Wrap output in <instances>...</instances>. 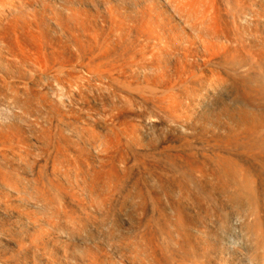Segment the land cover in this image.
Instances as JSON below:
<instances>
[{
  "label": "bare ground",
  "instance_id": "1",
  "mask_svg": "<svg viewBox=\"0 0 264 264\" xmlns=\"http://www.w3.org/2000/svg\"><path fill=\"white\" fill-rule=\"evenodd\" d=\"M5 1H8V0H5ZM40 1V3H41V5H42V3H43V1H41V0H39ZM46 1V0H45ZM49 0H47V2H48ZM84 1V0H83ZM86 1V0H85ZM105 1V0H104ZM107 1V0H106ZM111 0H109V2H110ZM115 1V0H114ZM118 1V0H117ZM135 2L137 1V6L135 7V9H134V11L133 12H135L136 13V15H137V17H138V25H137V27L135 28V30H134V32L133 33H135L136 35L134 36V38L137 36V38H135V39H137L138 40V42H139V45H138V43H136L137 44V47H138V49H140V54H139V52L137 53V54H135V55H133L135 52H132L131 54L133 55L132 56V58H134V56H136V57H138L139 55H140V61L138 62L137 60H133L132 58H131V61H130V64H132L131 62H138V63H135V64H138L139 66H138V68H139V71H140V73H141V77L143 78V82H144V86L146 85V86H148V89L150 88L151 89V91H147L148 93L149 92H155V91H152V90H158L157 91V93L158 94H160V92H159V90H163V95H165V91L166 90H169V91H166V92H168V94H169V96H168V94L167 95H165L164 97H165V100L167 101V99H169V101H165L163 98H160V100L161 99H163L164 101L163 102H165V103H161L162 102V100H161V102H159L160 100H159V97H161V95L160 96H158V94L156 95H154L153 93V97H157L158 96V101H157V99L156 98H154L153 100H155L154 102H155V104H153V100L151 101V107L153 106L154 107V109L155 108H157V107H155V105H156V103L158 104V111L155 109V112L157 111V112H161V111H163V112H161L162 114H167V112L168 113H170L169 114V116H167L166 114V116L165 115H163L164 117H166V118H168L166 121H167V126L165 125L164 127V129L163 130H165L166 132V134L164 133L163 135L164 136H162V133H161V136L162 137H159L157 140H155L154 142L156 143V145H154L153 144V146H148L145 150H139V151H141V152H138V153H140V156H138L139 158H140V160H139V158H138V160L140 161V163L142 164V165H140V163L138 164L137 162H135V164H134V161L135 160H133V159H131V161H130V163H131V165L133 164V167L136 165V163H137V167H139V166H141V169H143L142 168V166L145 164V166H143L144 167V171H142V173L144 172V174L143 175H146L145 176V178H138L137 177V179H136V182H137V180L138 179H140V181H139V183H137V184H140V185H138V187H135L134 185L136 184V182L135 181H133L135 178H134V175H132L133 173H134V171H132V169H133V167L131 166V168L132 169H128V171H125V172H129L130 170H131V172H130V174L128 173V179L129 180H132L131 178L133 177V182H135V184H133L132 182H129V180L127 181L126 180V182L123 184V185H126V183L127 182H129V183H132V184H127V185H129V186H131L132 185V187H134L135 189V191L133 190V188L131 189V191L130 190H128L129 189V187L125 190L124 189V191H125V193H126V195H124V193H122V195H120L121 193H119V195L120 196H125V197H120V198H118V200H119V203H120V201H121V203L118 205L117 203V197L115 198V199H112V197H114V194L112 195V193H109V194H105V197H104V199L105 198H107L106 196L108 195V196H112V197H109L108 199H110V201L111 200H115V202H116V204H114L115 202H108V201H106V199H105V201L103 202H101L100 200H102L103 199V197L101 198V196L103 195H100V197H98L99 196V193L101 192H103V193H108V192H110L111 190H109L110 189V186L113 188V186L114 185H117V184H112V183H118V185H119V182H118V180H117V182H115L116 180V177L114 178V180H113V178L112 177H114L113 176V174H111L110 172L113 170L114 171V168L113 169H111L112 167H110L111 165H113V164H110V166H109V168H108V166H107V163L108 162H110L111 161V159H113L112 157L111 158H109L110 156H111V154H109L111 151H115V149H110V145H107L108 143H106L105 144V142L107 141L106 139L107 138H105V141L103 142L105 145H107V146H103L102 147V145H101V147L102 148H105V149H107V147H109V149L111 150L109 153H108V155H109V157L107 158V153H106V150H104L103 149V151H105V155H104V157L106 156V167L109 169H105V171H103L102 173H105V174H101L100 172H98L99 174H101L102 176L103 175H105V176H103L104 178L106 177V180H103V181H105V182H102V180H99L100 178L102 179V176H100L99 175V177H98V179H97V177L95 178V179H97L98 181H100V182H98V183H101L102 182V185L105 187V186H107V184H110V182H108V179L110 178L109 176L111 175V179H112V183H111V185L109 186V189L108 188H105V191L106 192H104L103 190H104V188H103V186L101 185V187L103 188V189H101V191L99 190L100 189V187H98L99 189H98V191H97V197L96 196H94V197H96V198H100V200L98 201L96 198H94V199H92V200H94L95 201V199H96V201H98L99 203V205L97 206V208H91V207H88L89 205H91L92 203V201H88V200H91V199H87L88 198V196L87 195H89L91 192H92V194H90V195H93V193L95 192V190L93 189V187H92V189H93V191L92 190H90L91 189V186L94 184V186H95V183H92L90 180H87L88 178L89 179H92L93 177H94V174L92 173V172H94V169L93 170H91V171H85V173H89V174H91V177H90V175L89 174H86V175H84L85 173H83L82 172V170H84V169H81V168H79L77 171H76V173H77V175L78 174H83L86 178V180H87V184H86V186H88V184H89V182L88 181H90L92 184H89V186H90V191L88 190V188H87V191L89 192V193H84L86 190L85 189H83V188H86V186H85V184L84 183H82L84 186H82V184H81V182L83 181V182H85L86 180L85 179H82V181L80 182V179L78 180V177H81V176H78L76 179L80 182L79 184H81L80 186H81V188L80 189H78V190H85L84 192H82L81 191V193L83 194L84 193V195H85V197H87L86 199H87V201H88V203L90 202L91 204H84V205H87V207L83 210L82 209V211H83V213L85 212V218H84V220H77L76 218H73V214L71 215V213H69V215H68V212H67V215H66V213H65V210H64V213H63V210L62 211H60L63 215L62 216H65V219L67 218L68 219V221L67 222H69L70 223V226L68 227V224L66 223V220H65V223L67 224V225H65V227H68L67 229H66V231H65V229H60V228H57L58 226H55V225H53L54 226V229L56 228V229H60V230H57L58 232L57 233H52L53 235L54 234H59V231H62L63 230V232H61V233H66L67 232V234H68V236L70 235L71 237L72 236H74V234H76V231L75 230H77V232H78V234H76V235H78V236H76V241L75 242H77V239L79 240V239H81V238H83V237H80V235L82 236V234L85 232V230L87 231V235H88V237H89V241L91 242V243H93L94 242V240L96 241H99L101 238L99 237V235H101V237L103 238V236L102 235H104L103 233L101 234V232H99V231H101L104 227H105V229H106V223H107V230H106V232H105V235H104V238H106L104 241H110L112 244L114 243L116 246H117V248H118V245L119 246H121L122 247V249H119L120 251L122 250L123 252H122V256H123V253L125 254L124 256L126 257V260L124 259V263L125 264H144V259H143V256H145L144 258H146V260L145 261H147V263L148 264H167L168 262H171V263H174V264H236V262H237V254H238V252H243V251H245L246 253L244 254V253H241L242 254V256H243V254H244V256L245 255H247V256H245L246 257V259H245V261L247 262L246 264H249V263H251V264H264V0H134ZM133 0H126L125 2H127L128 4H130V3H132V2H134ZM2 2V1H1ZM0 2V3H1ZM29 2H31V1H29ZM50 2V1H49ZM54 2V1H53ZM57 2V1H56ZM59 2V1H58ZM98 2V4H100V1H97ZM102 2V4H105V3H103V0L101 1ZM112 2V1H111ZM13 4V0L12 1H8V2H6V3H4L3 2V4H7V5H9V4ZM19 3V2H18ZM26 5H29V4H27L28 2H24ZM52 2H50V4H51ZM55 3V2H54ZM85 3V2H84ZM126 3V4H127ZM23 4V3H22ZM50 4L48 3V7H50ZM107 4V3H106ZM106 4H105V6H106ZM14 5V4H13ZM44 5V4H43ZM93 5V4H92ZM1 6V5H0ZM4 6L5 5H3L2 7H3V9H4ZM52 6H54V5H52ZM98 6V5H97ZM122 6H125V5H122ZM128 6V5H127ZM135 6V5H134ZM2 7H0V10L1 11H3V9H1ZM8 7V6H7ZM14 8V6H11L10 7V5H9V8ZM45 7V6H44ZM92 7V6H91ZM21 8V7H20ZM46 8H47V6H46ZM64 8V7H63ZM107 8V7H106ZM105 8V9H106ZM118 8H120L119 6H118ZM123 8V7H122ZM5 9H6V7H5ZM4 9V10H5ZM33 9V8H32ZM62 9V8H61ZM65 9V8H64ZM132 9V8H131ZM131 9H129V10H131ZM7 11H8V9H6ZM23 10V9H22ZM46 10H49V9H46ZM45 10V11H46ZM55 10H57V9H55ZM55 10H54V12H55ZM122 10V9H121ZM128 10V11H129ZM0 11V12H1ZM6 11V12H7ZM16 11V9H14V12ZM65 12L67 11V13H69V12H71L70 11V9L69 10H64ZM63 11V12H64ZM127 11V12H128ZM6 12H5V14H6ZM9 12H13L12 11V9H9ZM8 12V13H9ZM47 12V11H46ZM56 12H58V11H56ZM63 12H61V13H63ZM73 12V11H72ZM111 12H113V11H111ZM11 13H10V15H11ZM45 13V12H44ZM61 13H59L60 15H61ZM67 13H65V14H67ZM74 13H75V11H74ZM74 13H72V14H74ZM104 13V12H103ZM128 13H130V11L128 12ZM134 13V14H135ZM3 16L5 15L4 14V12H2L1 13ZM0 14V15H1ZM46 14V16H48L47 15V13H45ZM51 14V13H50ZM52 14H54L53 12H52ZM64 14V15H65ZM69 14H71V13H69ZM68 14V15H69ZM76 14V13H75ZM74 14V15H75ZM81 14V13H80ZM1 15V16H2ZM9 14L7 15V16H4L5 18H10V17H8V16H10ZM82 15V14H81ZM132 15V14H131ZM67 16V15H66ZM76 16H78V14L76 15ZM83 16V15H82ZM125 16V15H124ZM27 17V16H26ZM45 16H43V19H45L44 18ZM52 17H53V15H52ZM50 15H49V17H48V19H46V20H50L51 18H52ZM55 18L57 17L56 15L54 16ZM60 16H58V18H59ZM62 17H63V15H62ZM68 17V16H67ZM69 17H72V15L70 16L69 15ZM68 17V18H69ZM81 17V16H80ZM133 17H134V15H133ZM4 18V22H5V19ZM13 18V17H12ZM15 18V17H14ZM33 18H36V17H33ZM50 18V19H49ZM66 18V17H65ZM74 18H76V17H74ZM77 18H79V17H77ZM116 18V17H115ZM126 18V17H125ZM16 19V18H15ZM27 19V18H26ZM30 19V18H29ZM40 19V18H39ZM38 18L37 19H35V20H37L38 21V23H39V20ZM41 19H42V17H41ZM53 19V18H52ZM69 19H71V18H69ZM80 19H83V18H80ZM109 19V18H108ZM117 19V18H116ZM127 19V18H126ZM1 20H3L2 19V17H1ZM9 22H10V20L9 19H7ZM35 20H30L29 22H30V24L31 23H33V21H35ZM54 20H57V19H54ZM72 20V19H71ZM71 20H68V22L69 21H71ZM75 20V19H74ZM76 20H78V19H76ZM128 20H129V18H128ZM132 20H134V18L132 19ZM36 21V22H37ZM51 22H49V23H54L53 22V20H50ZM65 21V20H64ZM73 21V20H72ZM71 21V22H72ZM95 21V20H94ZM109 21V20H108ZM116 21V20H115ZM122 21V20H121ZM1 23H2V21H0ZM8 22V23H9ZM14 22V23H13ZM62 22V21H61ZM65 22H67V21H65ZM75 22V21H74ZM6 23V24H5ZM4 23V25H7L8 26V23L7 22H5ZM16 23V21H14L13 19H12V23H10L9 24V26L8 27H10L12 24H15ZM28 24V21L26 22L25 21V24ZM46 23V22H45ZM47 23H48V21H47ZM56 23L58 24V28H56V29H58V31H59V26L61 25V24H59V21H56ZM95 23H97V22H95ZM112 23H114V22H112ZM111 23V24H112ZM120 23H122V22H119V24ZM132 23V22H131ZM131 23L128 25V26H130L131 25ZM17 24V23H16ZM26 24V26H28L29 27V25L30 24H28L27 25ZM34 24V23H33ZM66 24V23H65ZM68 24V23H67ZM73 24V23H72ZM84 24V23H83ZM86 24V23H85ZM88 24V23H87ZM110 24V25H111ZM114 24H116V23H114ZM123 24H125L124 22H123ZM2 25V24H1ZM76 25V27H77V25H81L80 24V22H79V24H75ZM134 25V24H133ZM7 26H5V27H7ZM35 26V25H34ZM43 26V25H42ZM45 26V25H44ZM57 26V25H56ZM62 26H65L64 25V23H63V25ZM62 26H60V28H62ZM70 26V25H69ZM91 26V25H90ZM90 26H88V27H90ZM112 26V25H111ZM117 26H118V24H117ZM121 27V29L123 28L124 30L126 29V28H124V27H122V24L120 25ZM128 26H126V27H128ZM132 26V25H131ZM14 27H16V25H13V28ZM20 27V26H19ZM25 27V26H24ZM27 27V28H28ZM33 27V26H32ZM53 27H54V25H53ZM66 27V26H65ZM64 27V28H65ZM73 28H75V26H72ZM71 27V28H72ZM87 27V26H86ZM134 27H135V25H134ZM12 28V27H11ZM26 28V27H25ZM44 28V27H43ZM45 28H47V26L45 27ZM71 28H69L70 30H71ZM82 28V27H81ZM118 29H119V27H117ZM133 28V27H132ZM2 29V28H1ZM0 29V30H1ZM9 29V28H8ZM17 29V28H16ZM33 30L34 31V29H32L31 28V25H30V28H29V30ZM69 29H68V31H69ZM76 29V28H75ZM75 29H73V32H68V33H66V31H67V29L65 30V29H63L64 31H65V33L66 34H70L71 36H70V38H73V40H69V42L70 41H73V43L75 44L76 42H74V41H76V39L74 38V35H72V34H74V30ZM86 29L87 28H85V32L84 31H82L83 33L82 34H84V33H86ZM26 30V29H25ZM28 30V29H27ZM46 30V29H45ZM50 30V29H49ZM83 30V29H82ZM89 30V29H88ZM87 30V31H88ZM94 30V29H93ZM109 30V29H108ZM128 30V29H127ZM127 30H125L126 32H128ZM130 30V29H129ZM132 30V31H133ZM5 31V30H4ZM4 31H2L1 30V32L3 33V34H0V35H4L5 33H4ZM51 31V30H50ZM57 31V30H56ZM63 31V32H64ZM110 31V30H109ZM60 32L62 33V35L64 34L65 35V33H63L61 30H60ZM59 32V33H60ZM15 33V32H14ZM21 33V32H20ZM25 33V32H24ZM30 33L31 32H29V35H30ZM49 33V32H48ZM52 33V32H51ZM53 33L54 34H56L55 33V31H53ZM72 33V34H71ZM93 33H94V31H93ZM93 33H87L88 35H91L92 36V34ZM111 33V32H110ZM116 32L114 31V34L113 35H117V34H115ZM124 33V32H123ZM7 34V33H6ZM9 34H11V33H9ZM9 34L6 36L7 38H9V39H7L5 36H2V38H3V40H1V41H3L5 44H6V42H7V44H8V46H7V44L5 45V46H7V48L8 47H10L9 45H11V42H13V41H11V39L13 38L12 37V35H13V33L11 34V38L9 37ZM33 34H35L34 32L32 33V35H30V37H34V40L37 42V40H38V38H37V40H36V35H33ZM18 35V34H17ZM16 35V33H15V37H16V40H19L20 39V36H17ZM23 35V34H22ZM28 35V34H27ZM38 35H40V34H38ZM48 35V34H47ZM112 35V36H113ZM124 35H126V33H124ZM36 36V37H35ZM52 36V35H51ZM69 36V35H68ZM67 36V37H68ZM77 36H78V34H77ZM87 36V35H86ZM90 36V37H91ZM107 36H108V34H107ZM111 36V35H110ZM15 37H14V40H15ZM17 37L19 38V39H17ZM82 37V36H81ZM84 37V36H83ZM94 37H98L97 35L96 36H94ZM94 37H91V39L92 38H94ZM101 37V36H100ZM114 37V36H113ZM116 37V36H115ZM118 37V36H117ZM0 38H1V36H0ZM46 38H47V36H46ZM65 38V37H64ZM86 38H88V37H86ZM109 38V36L107 37V39ZM112 38V37H111ZM127 38V37H126ZM129 38V37H128ZM4 39H7V40H10L9 42L8 41H4ZM51 39V38H50ZM84 39V38H83ZM89 39V38H88ZM88 39H86L87 41H89ZM97 39V38H96ZM110 39V38H109ZM108 39V40H109ZM124 39V38H123ZM15 40V43H16V46H17V48H19L18 47V43H17V41ZM31 40H32V38H31ZM43 40H44V38H43ZM61 40V39H60ZM65 40H66V38H65ZM85 40V41H86ZM93 40V39H92ZM99 40H103V38L102 39H99ZM105 40V39H104ZM114 40H115V38H114ZM114 40H112V42L114 43ZM119 40V39H118ZM131 41L130 39H127V42L129 43L128 44V46L130 47V49L129 48H127L126 47V45L124 46V44L126 43V41L123 43V46L125 47V49L127 48V49H129V51L131 50V51H133L134 49H135V51H137V47L136 48H132V47H134L133 45H135L134 44V42H133V45H132V43H130L129 41ZM0 41V42H1ZM52 41V40H51ZM98 41V40H97ZM97 41H96V43H97ZM39 43H40V40L38 41ZM37 42V43H38ZM44 42H47V41H44ZM43 42V44H44V46H45V43ZM57 42V41H56ZM78 42V41H77ZM93 42H95V40H93ZM92 42V43H93ZM99 42V44H100V47H99V52L98 53H100L101 54V50L102 49H104V47H106L105 45H107V44H104V42H103V47H101L102 46V41H98ZM122 42V41H121ZM120 42V43H121ZM136 42V41H135ZM4 43H2L3 45H4ZM33 43H35L33 40H32V44ZM37 43H36V45H37ZM52 43V42H51ZM59 43V42H58ZM61 43H65V42H61ZM67 43V42H66ZM72 43V42H71ZM81 43V42H80ZM87 44L86 45H88L89 43L88 42H86ZM111 43V42H110ZM1 44V45H2ZM42 44V43H41ZM47 44V43H46ZM50 43L48 42V45H49ZM56 44V43H55ZM74 44H72V45H74ZM83 44V43H82ZM81 44V45H82ZM118 44H119V42H118ZM117 44V45H118ZM0 46L2 49L4 48V46ZM12 45H15V44H12ZM36 45H34L36 48H37V51H38V48H40V47H38L40 44H38V46H36ZM48 45L46 46V49H48L49 47L51 48L52 46H49L48 47ZM57 45V44H56ZM61 45H63V44H61ZM61 45H60V48H61ZM72 45H70L71 47H72ZM79 45V44H78ZM75 46L76 48L77 47H79V46ZM81 45H80V47H81ZM90 45H91V43H90ZM97 46H98V44H96ZM109 45V44H108ZM112 45V44H111ZM114 45V44H113ZM132 45V46H131ZM42 46V45H41ZM43 46V47H44ZM58 46V45H57ZM65 46H67V45H65ZM92 46V45H91ZM93 46H94V44H93ZM92 46V47H93ZM96 46V47H97ZM119 46V45H118ZM117 46V47H118ZM121 46V45H120ZM119 46V47H120ZM12 47V46H11ZM54 47H55V45H54ZM69 46H67V48H68ZM75 47H72V48H75ZM84 47V46H83ZM82 47V48H83ZM114 47V46H113ZM140 47V48H139ZM6 48V47H5ZM4 48V49H5ZM12 48H14V49H12ZM12 48H8V51H9V49L12 51L13 50V52L11 53L12 55H10L9 53H7L8 51H7V49L4 51L8 56H10L9 57V61L11 60L10 58H12V62H14L13 60L15 59L14 57H16V56H13V53H16L17 51H16V49H15V46H13ZM35 48V49H36ZM62 48H64V46H62ZM81 48V49H82ZM87 48H89L88 46H87ZM86 48V49H87ZM94 48V47H93ZM100 48H101V50H100ZM107 48H110L109 46L107 47ZM122 48L123 47H121V50H122ZM132 48V49H131ZM3 49V50H4ZM20 49H22L21 47H20ZM19 49V51H20V53L23 55L25 52L23 51L24 49H22V51ZM34 49V50H35ZM41 49V48H40ZM45 49V48H44ZM43 49V50H44ZM55 49V51L56 50H58V49H56V47L54 48ZM54 49H52V50H54ZM65 50H67L66 49V47L64 48ZM80 48H78L77 49V53H80V52H82V51H85V50H83L82 49V51H80V52H78L79 50H81ZM124 49V50H125ZM34 50H32V51H27L26 52V54H28V55H30L31 53L30 52H32V58L29 60V62L31 63V61H33L31 64L33 65H35V63L37 62V61H39L40 60V58H38L39 60H36L35 58H36V56H40L39 54L37 55V52H36V56H35V51ZM42 50V49H41ZM60 50V49H59ZM69 50L71 51V49L69 48ZM72 50H74V49H72ZM88 50H90V49H88ZM88 50H86L85 51V54H88ZM93 49H91L90 51H92ZM96 50V49H95ZM107 50H109V49H107ZM112 50V49H111ZM123 50V52H125ZM0 51H1V49H0ZM7 51V52H6ZM10 51V52H11ZM14 51H16V52H14ZM19 51L16 53V54H14V55H17L18 53H19ZM33 51H34V53H33ZM47 52H48V50H46ZM50 52H51V50H49ZM105 51V49L103 50V52ZM119 52H122V51H120V49L118 50ZM128 51V50H127ZM128 51V53L126 54L127 56H129V58L127 59L128 60V63H129V59H130V52ZM30 54H29V53ZM39 52V51H38ZM53 52V51H52ZM51 52V53H52ZM57 52V51H56ZM55 52V53H56ZM63 52H65L64 50H63ZM62 51H61V53H63ZM69 52V51H68ZM102 52V53H103ZM109 52V51H108ZM108 52H106V53H104V55H106ZM3 53V52H2ZM2 53H0V54H2ZM19 53V55H17L18 56V59H20V57L22 56L21 54ZM39 53H41V52H39ZM46 53V52H45ZM45 53H43L42 55L44 56V54ZM49 53V52H48ZM51 53H49L50 55H51ZM65 53H67V52H65ZM73 53H76L75 52V50H74V52H72V55H73ZM83 53V52H82ZM94 53L96 54L97 52L96 51H94ZM94 53H91V54H93V56L91 55V58L93 59H95L96 57L99 59V57H100V54L99 55H97L96 57L94 56L95 54ZM56 54H58V53H56ZM71 54V53H70ZM69 54V55H70ZM84 54V55H85ZM110 54V53H109ZM108 54V55H109ZM115 54V53H114ZM139 54V55H138ZM4 55V54H3ZM28 55H26L25 56V54L23 55V58L21 57V60L22 61H24L25 62V57H26V62L25 63H27V65L29 64V62H27V60L29 59V57L30 56H28ZM47 55V54H46ZM50 55H49V57H48V59L50 58ZM64 55V54H63ZM80 56V58L82 59V55L83 54H79ZM90 55V54H89ZM88 55V56H89ZM104 55H103V57L102 58H100V60L98 61V63H97V61H95V63H97V64H95L94 65V67H93V65H92V68H94L93 70H91L92 71V73H93V76H94V72L95 71H99V69H100V72L102 71V70H104L107 66L109 67V69H108V67L106 68V70H108V72L107 71H105L104 70V72H105V74L106 75H104V72L102 71V73L101 74H103V76L105 77H102V78H104V80L105 79H108V78H110V77H108V76H110V73H109V71L111 70V68H110V66L111 67H113V64H115L116 63V61H115V63L113 62V64H111L110 65V63H108L107 65H106V67H102V66H104V64H105V62L107 63V61H104L105 59H107L106 57L104 58ZM121 55V54H120ZM138 55V56H137ZM8 56H5V58L6 57H8ZM33 56H35L34 57V60L36 61H34V60H32L33 59ZM52 58H51V63H53V61H52V59L54 58L53 57V53H52ZM55 56V55H54ZM57 56H59V54L57 55ZM86 56V55H85ZM101 56H102V54H101ZM112 56V55H111ZM4 57V56H3ZM56 57V56H55ZM121 57V56H120ZM4 58V59H5ZM17 58V57H16ZM59 58H61V56H59ZM68 58H70V57H68ZM67 58V59H68ZM73 58V57H72ZM71 58V59H72ZM84 59H87V57L85 58V57H83ZM90 58V57H89ZM104 58V60H103V62H102V59ZM109 58V57H108ZM111 58H114V57H111ZM111 58H109V59H111ZM127 58V57H126ZM18 59H16V60H18ZM46 59V58H45ZM44 59V60H45ZM57 59V58H56ZM62 59H66V58H62ZM73 59H75V58H73ZM93 59V60H94ZM108 59V60H109ZM136 59V58H135ZM138 59V58H137ZM7 60V59H6ZM60 59H58L57 60V62L59 61ZM80 60V59H79ZM78 60V61H79ZM91 60V59H90ZM111 60H113L114 61V59H111ZM120 60H125V59H120ZM133 60V61H132ZM20 61V60H19ZM18 61V62H19ZM22 61H20L21 63H22ZM41 62H42V58H41V60H40ZM55 61V60H54ZM73 61H75V60H73ZM81 61V60H80ZM85 61V60H84ZM88 59L86 60V62H84V63H86L87 65H88ZM11 62V63H12ZM17 62V61H16ZM20 62L19 63H17V64H19V66H20ZM35 62V63H34ZM40 62V63H41ZM48 62H49V60H48ZM63 62V61H62ZM66 63H67V61H65ZM62 63L63 65H65L66 63ZM70 62V61H69ZM76 62V61H75ZM75 62H72L73 64H75ZM100 62V63H99ZM104 63L102 66H100V64H102V63ZM111 62V61H110ZM118 62V61H117ZM133 62V63H134ZM25 63H22L23 65L25 64ZM45 64H46V60H45V62H44ZM50 63V62H49ZM49 63H48V65H45L44 64V67L46 68V66H47V69H48V67H49ZM50 63V64H51ZM71 62L70 63H68V65H71L72 64ZM90 63H93V61L91 62V61H89V68H87L88 66L85 64L84 66H83V68L85 69V71H86V73H90V74H92L91 73V71L90 70H86V69H91L90 67ZM118 63H122V61L121 62H118ZM118 63H116L117 65H118ZM125 63H127V61L125 60ZM127 63V64H128ZM140 63V64H139ZM5 64V63H4ZM9 64V63H8ZM14 64H16V63H14ZM13 64V65H14ZM21 64V65H22ZM37 64V63H36ZM57 64V63H56ZM58 64H61V62L60 63H58ZM62 64H61V66L60 65H57V67H58V70L60 69V67L62 68V69H60L59 70V74L61 73L60 71H62L65 67L64 66H62ZM72 64V65H73ZM81 64V63H80ZM80 64H78L79 66H78V68L80 67ZM1 65V64H0ZM22 65V66H23ZM26 65V67L29 69V70H33V72H34V69H37V68H35L37 65H35V67L34 68H31V66L32 65H28L27 66ZM39 65V64H38ZM41 65V67H42V63L40 64ZM53 64H51V66H52ZM55 65V64H54ZM76 65V64H75ZM120 65H124V62H123V64H119L118 66L119 67H121ZM126 65V64H125ZM65 66H67V65H65ZM98 66H100V68H98V70L97 69H95L96 67H98ZM115 66V65H114ZM113 67V68H118L119 69V67ZM133 66V65H132ZM135 66V65H134ZM7 67V66H6ZM54 67V66H53ZM136 67H137V65H136ZM45 68H43V72H45ZM70 68V66H68V69ZM77 68V69H78ZM101 68H103V69H101ZM131 68H133V67H131ZM135 68V67H134ZM11 69V68H10ZM39 71H41V69L42 68H40V66H39ZM50 69V68H49ZM71 71L70 70H66V68L64 69V71H65V76L64 77H62V76H59L58 75V77H59V79H64L65 77H66V75L67 74H69L68 76H70V74H71V72H73L75 69L74 68H72V66H71ZM74 69V70H73ZM83 69V70H84ZM117 69V71H119V72H117V73H119V74H121L122 72L120 71V70H118ZM130 71H131V73L132 72H135L136 71V68L132 71V69H130V66H129V68H128ZM54 70V72L55 71H57L56 69H53ZM53 70H51V71H53ZM73 70V71H72ZM95 70V71H94ZM113 70V69H112ZM128 70V71H129ZM31 71H28V72H31ZM37 71V70H36ZM39 71H37L36 73H38ZM50 71V70H49ZM50 71V72H51ZM64 71H62L63 73H64ZM70 71V73H68ZM79 71H81L82 72V70H80V68H79V70H78V72H77V75H80V74H78L79 73ZM89 71V72H88ZM94 71V72H93ZM115 71V70H114ZM50 72H48V73H50ZM58 72V71H57ZM66 72H67V74H66ZM76 72V71H75ZM99 72V73H100ZM107 72V73H106ZM113 72V71H112ZM115 72V73H116ZM121 72V73H120ZM35 73V72H34ZM33 73V74H34ZM35 73V74H36ZM74 73V72H73ZM71 74L72 76H73V79H71L72 78V76H70V79L71 80H69V81H66V83L67 82H75V81H73V80H77L78 81V79H75L74 77L76 76V74ZM86 73H84V74H86ZM108 73H109V75H108ZM139 73V74H140ZM52 74H54V73H52ZM57 74V73H56ZM56 74L55 75H52L53 76V78H52V76H51V78H52V80L54 79V77L56 76ZM90 74H88V75H90ZM100 74V75H101ZM135 74H136V72H135ZM38 75H42L41 73L40 74H38ZM38 75H35L36 77L35 78H37V80H33L34 82H36V84H38ZM45 75V74H44ZM51 75V74H50ZM87 75V74H86ZM86 75L85 76H83V77H85L86 78ZM99 75V74H98ZM115 75V74H114ZM137 75V74H136ZM48 76H49V74H48ZM92 76V75H91ZM91 76H88V79L87 80H85L84 79V81L85 82H87L86 84H87V86H91V89H93V90H97L96 89V86L95 85H93V86H95L94 88H92V85H89V84H92V83H89L90 81H91V79H92V77ZM102 76V75H101ZM107 76V77H106ZM116 76H118L119 77V75H115V78H112V77H114V76H112L110 79H112V80H114V79H116ZM127 76V75H126ZM130 76V75H129ZM138 76H140V75H138ZM41 77H43L44 79H47V78H45L46 76H41ZM57 77V76H56ZM61 77V78H60ZM91 79H90V78ZM95 77V76H94ZM93 77V78H94ZM118 77H117V79H118ZM43 78H42V80H43ZM68 78V77H67ZM66 78V79H67ZM96 78H98L97 77V73H96V77L94 78L95 80H101L100 79V77H99V79H96ZM121 78V80H119V82L121 83V82H123V80L124 79H122V76L120 77ZM123 78H125V77H123ZM32 79H34V77L32 78ZM39 79H40V76H39ZM57 79V78H56ZM65 79V80H66ZM69 79V78H68ZM89 79H90V81H89ZM141 79V78H140ZM31 80V79H30ZM48 80H50V84H48V85H51L52 86V81H51V79H50V76H49V78H48ZM65 80H63L64 82H65ZM80 80H82L83 81V78L81 77V79ZM79 80V81H80ZM136 80H137V77H136V79L135 80H133L132 81V83L134 82H136ZM142 80V79H141ZM40 81V80H39ZM45 81V80H44ZM47 81V80H46ZM63 81H61L60 80V83H57V82H59V80L57 79V80H55L54 79V81L53 82H55L56 84H61L62 86H59V85H57V90H58V88L60 87V89L62 90V88H64L63 90H65L66 88L65 87H67L68 85H66L65 87H63V85H65V84H63L62 82ZM78 81V83L81 85V84H83V85H85L84 87H85V90H87V87H86V84H84V83H81L82 81H80L79 82ZM89 81V82H88ZM93 81V80H92ZM111 81V80H110ZM115 81V80H114ZM113 81V82H114ZM117 82H118V80H116ZM3 82H4V80H3ZM40 82H42V81H40ZM39 82V83H40ZM93 82H95L94 84H98L99 82H100V84H101V86L103 87V88H105L106 90L107 89H110L109 87L108 88H106V86H108V85H106V86H104V84H102L103 83V79H102V81H99V82H97L96 83V81H93ZM102 82V83H101ZM105 82V81H104ZM108 82H109V79H108ZM112 82V81H111ZM116 82V83H117ZM118 82V83H119ZM126 82V81H125ZM130 81H128L127 82V84L129 83ZM142 82V83H143ZM8 83V82H7ZM46 83H48V82H46ZM73 83H72V85H70V86H68V87H70V89L71 90H78L77 88L80 86V85H76V83L77 82H75V84L74 85H76L77 87L75 88V86L73 87ZM77 83V84H78ZM115 83V82H114ZM138 83V82H137ZM137 83H136V86H137ZM35 83H33V86H35L36 88L38 87L37 85H34ZM54 84V83H53ZM67 84H69V83H67ZM107 84V83H106ZM111 84V83H110ZM113 84V83H112ZM122 84V83H121ZM124 84V86H126L125 85V83H123ZM141 84V83H140ZM22 85V84H21ZM83 85H81V86H83ZM99 85V84H98ZM114 85V88L116 89V88H118V89H121V91L122 92H125V91H123L124 90V88H125V90L126 91H128V87H129V90L130 89H132V90H135V89H133L134 88V86H130V83H129V86H127V87H124V86H122V85H120L121 87L119 88V86L117 87V86H115V85H117V84H113ZM133 85V84H132ZM27 86H28V84H27ZM27 86H26V84H25V86H23V87H26L27 88ZM42 86V85H41ZM44 86V85H43ZM46 86V85H45ZM71 86L73 87V89L71 88ZM80 86V87H81ZM135 86V87H136ZM141 86V85H140ZM139 86V88H138V86H137V88H138V91H139V89L141 88ZM143 86V85H142ZM143 86V87H144ZM19 87V86H18ZM40 87V86H39ZM53 88H55L56 86H52ZM62 87V88H61ZM79 87V89H81ZM84 87L82 88V90L84 89ZM111 87V89H112V87L113 86H110ZM133 87V88H132ZM142 87V88H143ZM31 88V91H32V87H30ZM43 88V87H42ZM48 88V87H47ZM50 88V87H49ZM101 88V87H100ZM127 88V89H126ZM145 88V87H144ZM147 88V87H146ZM16 89V88H15ZM24 90H25V88H23ZM39 89V88H38ZM51 89V88H50ZM59 89V90H60ZM90 89V90H91ZM105 89H103V90H105ZM114 89V90H115ZM117 89V90H118ZM29 90V89H28ZM66 90H68V88L66 89ZM89 90V89H88ZM98 90H99V87H98ZM102 90V89H101ZM142 90H144V89H142ZM180 90V91H179ZM182 90V91H181ZM38 91V90H37ZM119 91V90H118ZM121 91H120V93H121ZM136 91V90H135ZM137 91V92H138ZM140 91H141V89H140ZM169 92H174L173 94L172 93H169ZM176 92V93H175ZM177 92H182L185 96H183V100L185 101L184 102V105H185V107H184V110H182V107L184 106H179V100H178V98H179V96L177 95ZM23 93V92H22ZM29 93H31L30 91L28 92V95H30V97L32 96V93L31 94H29ZM128 93V92H127ZM143 93H144V95L146 94V92H144L143 91ZM25 94V93H24ZM34 94H36V93H34ZM107 94V93H106ZM138 94V93H137ZM141 94H142V92H141ZM141 94H139L140 96L138 97V95L136 96V97H138V99L139 98H141L142 96H141ZM183 94H181V95H183ZM16 95V94H15ZM118 95V94H117ZM125 96V94H122V96ZM143 95V94H142ZM180 95V96H181ZM26 96H27V94H26ZM45 96V95H44ZM119 96V98L121 97L122 98V96L121 95H118ZM127 96V95H126ZM149 96H151L150 94H147V96H145V97H148V98H144V97H142V98H144V99H142V101H144L145 99H147V100H145L146 102H144V104L145 103H147L148 101H149ZM166 96H168V97H166ZM174 97V99L172 100L171 98H173ZM30 97H28V98H30ZM33 97H34V95H33ZM39 97V96H38ZM72 97V96H71ZM117 97V96H116ZM152 97V96H151ZM170 97V98H169ZM118 98V97H117ZM116 98V99H117ZM120 98V100L122 101V99L124 98H122L121 99ZM127 99H129L128 97H126ZM126 98H124V100L126 101ZM17 99V98H16ZM34 99H35V101L37 102L38 100H36V98L34 97ZM32 97H31V99H30V102L32 101V100H34ZM132 99H133V97H132ZM141 99H139V100H141ZM180 99V98H179ZM182 99V98H181ZM181 99H180V101H181ZM29 100V99H28ZM43 100V99H42ZM151 100V99H150ZM182 100V101H183ZM45 101V100H44ZM117 101V100H116ZM121 101H120V103H121ZM125 101L123 102V103H121V105H120V103H119V106L118 107H120L121 108V106H122V104L124 105V103H125ZM129 101V100H128ZM142 101H139V103L140 102H142ZM182 101H181V103H182ZM12 102V101H11ZM10 102V103H11ZM29 102V101H28ZM36 102H35V106H38L37 104H36ZM39 102V101H38ZM117 102H119V101H117ZM116 102V103H117ZM136 102V101H135ZM137 102H138V100H137ZM159 102V103H158ZM24 103V102H23ZM41 103H43V102H41ZM45 103V102H44ZM115 103V102H114ZM127 103H129V102H127ZM130 103L132 104V102H131V100H130ZM8 104H9V102H8ZM26 104V103H25ZM31 104V103H30ZM141 105V110H142V106H143V104L142 103H140ZM153 104V105H152ZM162 104H163V106H164V104H166L164 107H165V109H170L171 111H167V112H165V109L164 110H162L163 109V107H162ZM43 105V104H42ZM44 105H46V104H44ZM71 105V104H70ZM24 106V105H23ZM34 106V105H33ZM39 106H41V105H39ZM39 106H38V109H39ZM157 106V105H156ZM31 107V106H30ZM57 107V106H56ZM72 107V106H71ZM112 107V106H111ZM113 107H114V105H113ZM133 107V106H132ZM139 107V106H138ZM148 107H150V106H148ZM178 107H180L181 108V110L183 111H181V113L179 114V109H178ZM8 108V107H7ZM19 108V107H18ZM41 108V110H42V108L43 107H40ZM59 108V107H58ZM75 108V107H74ZM123 108V107H122ZM140 108V107H139ZM144 108V107H143ZM146 108H147V106H146ZM29 109V108H28ZM66 109V108H65ZM73 109V108H72ZM145 109V108H144ZM148 109V108H147ZM152 110V112L151 111H149L151 114V116H150V119L151 118H154V117H152V114H154L153 116H157V115H160V114H158L157 112H156V114L157 115H155V113L153 112L154 110H153V108H151ZM32 110V109H31ZM30 110V111H31ZM122 110V109H121ZM11 111V110H10ZM24 111V110H23ZM34 111V110H33ZM38 111V110H37ZM113 112L114 110H111L110 109V112ZM177 111H179L178 113H177ZM8 112V111H7ZM25 112V111H24ZM28 112V111H27ZM39 113L41 112L40 110L38 111ZM44 112H46V113H48L47 111H44ZM57 112V111H56ZM70 112V111H69ZM69 112L68 113H66V114H69ZM74 112V111H73ZM111 112V113H112ZM118 112H120V110L118 109ZM138 112H140V109H139V111ZM145 112H146V109H145ZM165 112V113H164ZM11 113V112H10ZM18 113V112H17ZM19 113H20V111H19ZM34 113H35V111H34ZM43 113V112H42ZM41 113V114H42ZM55 113V112H54ZM53 113V114H54ZM62 113V112H61ZM65 113V112H64ZM116 113V111L114 112V114ZM120 113H122V112H120ZM120 113H118L119 115H121ZM141 113H142V111H141ZM45 114V113H44ZM50 114H52V113H50ZM92 114V113H91ZM113 114V113H112ZM112 114L110 115V117L109 118H111V116H112ZM118 114H116L115 116H118ZM146 114V113H145ZM56 115V114H55ZM60 115V114H59ZM59 115L57 116L60 120H61V116L59 117ZM71 115H72V113H71ZM70 115V116H71ZM15 116V115H14ZM39 116H41V115H39ZM55 116V117H56ZM62 116H64V114L62 115ZM123 116V115H122ZM137 116V115H136ZM138 116H139V114H138ZM141 116H142V114H141ZM161 116V115H160ZM161 117V118H164V117ZM56 117V118H57ZM65 117V116H64ZM74 117V116H73ZM73 117H71V119L73 118ZM144 117H148V119L146 118V120L148 121L149 120V115H147V116H144ZM21 118V117H20ZM44 118V117H43ZM66 118V117H65ZM70 118V117H69ZM115 118V117H114ZM120 118V117H119ZM119 118H117V119H119ZM123 118V117H122ZM122 118H120V120L122 119ZM127 118V117H126ZM135 118V117H134ZM137 119H136V121L138 122V124H137V122H134V125H135V123H136V125H139V122H140V124H142V123H145V121L144 122H142V120H140L139 121V119H138V117H136ZM158 119H159V116L157 117ZM161 118L158 120V122L159 121H161V123L163 124V121L161 120ZM59 119H57L56 121H58L57 122V124H59V125H63V126H65L66 124H69L70 125V123H72V124H74L75 123V121L76 120H74L73 122H65L66 120H63V118H62V120L61 121H59ZM73 119H76V118H73ZM78 119V118H77ZM99 119V118H98ZM26 120V119H25ZM116 120V119H115ZM124 120H125V116H124V118H123V121L122 122H124ZM129 120H131V119H129ZM135 120V119H134ZM133 119H132V121H134ZM144 120H145V118H144ZM152 120V119H151ZM151 120H149V121H151ZM153 120H155V119H153ZM152 120V122H153V124L157 121V120H155V122ZM164 120V122H165V118L163 119ZM46 121V120H45ZM55 121V122H56ZM82 121V120H81ZM87 121V120H86ZM126 121V120H125ZM64 122V123H63ZM84 122V121H83ZM116 122H120V121H117L116 120ZM122 122H120L121 124H123ZM36 123V122H35ZM66 123V124H65ZM76 123H78V121L76 122ZM80 123V122H79ZM82 123V122H81ZM105 123V122H104ZM109 123V122H108ZM130 123H131V121H130ZM147 124L149 123V122H146ZM157 123V122H156ZM32 124H34V123H32ZM32 124H30V125H32ZM37 124V123H36ZM35 124V126L34 125H32V126H34V127H32L34 130L36 129V125ZM48 124V123H47ZM50 124V126L52 125L51 123H49ZM57 124L56 123H54L53 124V126L55 125V126H57ZM72 124L70 125L71 127L69 128V130H70V132L72 131ZM95 124V123H94ZM103 124V123H102ZM119 123H117V125H118ZM126 124H129V123H126ZM124 125V126H127V125ZM149 124H151V123H149ZM42 125V124H41ZM58 125V127H56L57 129L59 128V127H63V126H59ZM78 125V124H77ZM87 125V124H86ZM86 125H82L83 126V128H81L82 126H80L79 128H81L80 129V131L83 129V130H87L88 131V129H85L84 128V126H86ZM100 125H101V123H100ZM100 125H98V127L99 128H101V129H103L104 128V135H105V129H107L106 127H107V124H106V127H102V126H100ZM133 125V124H132ZM133 125V126H134ZM152 125V124H151ZM39 127H41V128H39V130L41 129L42 131H34V132H41L40 133V135L44 138V134H45V136H46V131H47V134L49 135L50 134V130L49 129H51V128H49L48 129V127H50L49 125H48V127L46 128V126H45V133H44V131H43V129L42 128H44V127H42V126H40V124L38 125ZM76 126V125H75ZM103 126H105V125H103ZM111 126V125H110ZM110 126H108V130L109 131H112V132H114L115 133V131H113V129L112 128H109ZM120 126V125H119ZM123 125L122 126H120V128H125V130H126V128L128 127H124ZM29 127V126H28ZM31 127V126H30ZM29 127V128H30ZM78 127V126H77ZM88 127V126H87ZM97 127V128H98ZM111 127H116V123L114 124V125H112ZM118 127V126H117ZM116 127V128H117ZM130 127H131V125H130ZM136 127H138V126H136ZM139 127H141V126H139ZM161 127V126H160ZM167 127V128H166ZM32 128H30V129H32ZM66 128H68V125H67V127ZM75 129H76V127H74ZM78 128V129H79ZM92 127H89V129H91ZM96 128V129H97ZM133 128H135V127H133ZM142 128V127H141ZM17 129V128H16ZM15 129V130H16ZM18 129H19V125H18ZM23 129V128H22ZM53 129H54V127H53ZM57 129H56V135H57V132H59V131H57ZM61 129H63L64 130V128H61ZM78 129H76V130H78ZM115 129V128H114ZM119 129V128H118ZM117 129V130H118ZM129 129H131V128H129ZM151 129V128H150ZM154 129V128H153ZM9 130V129H8ZM7 130V131H8ZM14 130V131H15ZM20 130V129H19ZM19 130H17V131H19ZM49 130V131H48ZM69 130H66V131H69ZM82 130V131H83ZM92 130V129H91ZM89 131V132H91V133H93L92 131ZM93 130H95L94 128H93ZM108 130H107V132H108ZM125 130H124V132H125ZM128 130V129H127ZM141 130V129H140ZM140 130H139V132H140ZM144 130V131H143ZM142 130V134H145L144 132H145V129H143ZM163 130H160V131H162L163 132ZM12 131V130H11ZM14 131H13V133H14ZM17 131H15V133H18ZM54 131V130H53ZM53 131H51V132H53ZM79 131V130H78ZM81 131V134H84L83 132H85V131H83L82 132ZM98 131V130H97ZM101 130H99V132H100ZM103 131V130H102ZM101 131V132H102ZM121 131V130H120ZM119 130H118V132L119 133H121ZM159 131V132H160ZM9 132V131H8ZM32 132V131H31ZM43 132V133H42ZM77 132V131H76ZM106 132V135L109 133H107ZM112 132H110V134H112ZM158 132V131H157ZM157 132H156V136H159V134L160 133H158V135H157ZM3 133V132H2ZM23 133V132H22ZM61 133V130H60V132L58 133V134H60ZM64 133H65V130H64ZM78 133V132H77ZM76 133V134H77ZM95 134H97L98 132H94ZM93 133V134H94ZM112 134V136L114 137V135L116 134ZM123 133V132H122ZM130 133H131V131H130ZM1 134V133H0ZM10 134H11V132H10ZM21 134V133H20ZM35 134H37L36 136H38V134L39 133H35ZM52 134V133H51ZM50 134V135H51ZM53 135L54 137L56 136V135ZM68 134V133H67ZM66 134V135H67ZM70 134V133H69ZM72 134V133H71ZM75 134V132L73 133V136L74 135H76ZM89 134V133H88ZM93 134H92V136H91V134H89V136H91L90 138H91V141H92V139H95L94 137H96V135L94 134V136H93ZM110 134L108 135V138H109V136H110ZM125 134V133H124ZM123 134V136H125V135H127V134H125L124 135ZM147 134H149L148 132H147ZM152 134V133H151ZM2 135V134H1ZM4 135V134H3ZM6 136L8 135V134H5ZM13 135V134H12ZM17 135V134H16ZM22 135V134H21ZM62 135V134H61ZM86 135H87V133L85 134V136L84 137H86ZM103 135V136H104ZM117 135V134H116ZM115 135V136H116ZM119 135H122V134H119ZM129 135V134H128ZM134 135V134H133ZM153 135V134H152ZM152 135H151V137H152ZM155 135H153V138H154V136ZM15 136V135H14ZM62 136H65V135H62ZM62 136H61V138H62ZM72 136V135H71ZM79 135H77V139L78 138H80V137H78ZM83 136H82V138H83ZM88 136V135H87ZM123 136H121V137H123ZM139 136V135H138ZM145 136V135H144ZM3 137V136H2ZM9 137V136H8ZM20 137H23V136H19V138ZM39 137V136H38ZM42 137H39L37 140L39 141H37L38 143H40V140H47V136H46V138H44V139H41ZM49 138H50V136H48ZM69 137V136H68ZM104 137H106V136H104ZM117 138H118V135L116 136ZM116 137H114L115 138V140H117L116 139ZM131 137L133 138V136L131 135ZM146 137V136H145ZM150 137V138H151ZM26 138V137H25ZM48 138V139H49ZM60 138V137H59ZM61 138H60V143L64 146V141L63 140H61ZM67 138V137H66ZM82 138H80L79 140L80 141H83V140H81ZM89 138V139H90ZM113 138V139H114ZM124 138V137H123ZM127 138V137H126ZM128 138H130V136L128 137ZM147 138H149V137H147ZM2 139H4V137L2 138ZM27 139V138H26ZM25 139V140H26ZM40 139V140H39ZM51 139V138H50ZM65 141H66V139L65 138H63ZM89 139H87V141L89 140ZM104 139V138H103ZM103 139H102V141H103ZM125 139V138H124ZM123 139V140H124ZM7 140V139H6ZM8 140H9V138H8ZM7 140V141H8ZM12 140V139H11ZM18 140V139H17ZM16 140V141H17ZM21 141H22V139H20ZM67 140H69V138L67 139ZM72 140V139H71ZM70 140V141H71ZM99 139L97 138V142H96V140L94 141V142H91V144L92 143H98V145H100V141H98ZM109 140V139H108ZM126 140V139H125ZM19 141V140H18ZM49 141V140H48ZM48 141H46L45 143H47ZM110 141H112V140H110ZM134 141H135V139H134ZM0 142H1V139H0ZM4 142V141H3ZM9 142V141H8ZM20 142V141H19ZM18 142V143H19ZM63 142V143H62ZM68 143H69V141H67ZM66 142V144L67 145H65L66 146V148H67V150H68V152L70 151V150H74V147L72 148V145H71V143L69 144V146L72 148V149H68V143ZM72 142H73V140H72ZM75 142V141H74ZM107 142H109V141H107ZM113 142H116V141H113ZM117 142H118V140H117ZM116 142V146H114L113 144V146H114V148L116 147H118L117 145L118 144H120V143H117ZM120 142H122V141H120ZM128 142H129V139H128ZM131 143L133 142L132 140L130 141ZM152 142V141H151ZM10 144L11 143H13V147L15 148V147H18L19 148V146L17 145L16 146V142L14 143V140H13V142H9ZM9 143H7L6 142V144H9ZM23 144H25L24 142H22ZM43 141H42V147H46L47 146V144L46 145H44L45 144ZM59 143V142H58ZM57 142H56V144H58ZM82 143V142H81ZM84 143V142H83ZM88 143V142H87ZM102 143V144H103ZM111 143V142H110ZM124 143H125V141H124ZM123 143V144H124ZM131 143H128V144H131ZM6 144L5 143H3V145H2V143L0 144V148L1 149H3L4 147H2V146H6ZM10 144H9V148L11 147L10 146ZM28 144V143H27ZM51 143L49 142V144L48 145H50ZM53 144H55V143H53ZM55 144V146L57 147L58 145H56ZM85 144V143H84ZM90 144V143H89ZM91 144L89 145V146H91ZM95 144V145H96ZM122 144V143H121ZM126 144H127V141H126ZM126 144H124V146H125V149H126V147H128ZM136 144V143H135ZM2 145V146H1ZM12 145V144H11ZM20 145V144H19ZM22 145V144H21ZM26 145V144H25ZM25 145H22V146H25ZM74 145V144H73ZM87 145V144H86ZM97 145V149H98V146ZM28 146V148H29V144L27 145ZM32 146V145H31ZM30 146V147H31ZM52 145H50V146H47L46 148L48 149V148H50L49 150H52V149H54V150H52V151H55V147H54V145L51 147ZM62 146V147H63ZM65 146H64V148H65ZM78 146V145H77ZM88 146V145H87ZM86 146V147H87ZM112 146V147H113ZM135 146V145H134ZM7 147V146H6ZM13 147H11V149H14ZM21 147V146H20ZM26 147V146H25ZM69 147V148H70ZM80 147V146H79ZM79 147H77L78 149H79ZM85 147V146H84ZM120 147V146H119ZM132 147V146H131ZM131 147H129V150L128 151H130V149L131 150H133V151H135L136 152V150H134V148L132 149ZM136 147H139V145L138 146H136ZM45 148V149H46ZM52 148V149H51ZM60 148H61V145H60ZM64 148H62L63 150H66V149H64ZM77 148H75L76 150H77ZM81 148V147H80ZM82 148H83V145H82ZM81 148V149H82ZM88 148H90V147H88ZM123 148V147H122ZM4 149H6V148H4ZM4 149L2 150V151H4ZM21 149V148H20ZM20 149H17V151L18 150H20ZM39 149H42V148H40L39 147ZM46 149V150H47ZM80 149V150H81ZM84 149H86V148H84ZM92 149L94 150L95 149V146H94V148L93 147H91V151H92ZM96 149V150H97ZM120 149V150H119ZM118 150H117V152H115V153H117L118 154V151H120V154H121V152H122V150L123 149H121V148H119ZM135 149H138V148H135ZM24 150V149H23ZM29 150V149H28ZM38 150V149H37ZM48 150V151H49ZM67 150H66V152L64 151V153H66V156H67ZM79 150V151H80ZM83 150V149H82ZM1 151V150H0ZM1 151V152H2ZM13 151V150H12ZM20 151H22V150H20ZM19 151V153H22V152H20ZM41 151V150H40ZM44 151V150H43ZM48 151H46L47 153L46 154H48ZM59 151V153L61 152V150H58ZM75 151V150H74ZM74 151H71V154L74 152ZM85 151V150H84ZM95 151V150H94ZM97 151H99V150H97ZM96 151V152H97ZM132 151V152H133ZM170 151V152H169ZM9 152H10V150H9ZM24 152V151H23ZM63 152V151H62ZM86 152H88L87 150H86ZM93 152V151H92ZM94 153V154H97V153ZM100 152H101V149H100ZM100 152H99V154H100ZM124 152H126V150L125 151H123V153ZM136 152V153H137ZM156 152H157V154H158V156H159V158L161 159V158H163V159H161V160H159L158 159V157H157V159L159 160V162H163V160H164V162H165V164H161L160 165V167H162L161 168V171L163 170V169H165L166 170V167H165V165L166 166H168L167 167V171H169L170 173H172V174H175V175H177V176H175V179H176V181H175V179H174V177H173V180L171 179V177H169L168 175H167V178H166V176H165V172L166 171H162L161 173L160 172H158L157 170H156V168H155V166L154 165H149V166H147L148 168L146 169L145 167H146V165H147V163L149 164V162L148 161H146L147 163H144L145 162V160H148L147 158L150 156L151 157V159L155 156V158H156ZM171 154V152H173L172 153V156L171 157H169V156H167L168 154ZM4 153V152H3ZM2 153V154H3ZM8 153V152H7ZM25 153H27V152H25ZM31 153V152H30ZM41 153L43 154V152L41 151ZM40 153V154H41ZM49 153L51 154V151H49ZM70 153V152H69ZM74 153H76V152H74ZM73 153V154H74ZM91 152L89 151V154H90ZM134 153V152H133ZM135 153V155L134 156H132V158H134L137 154ZM165 153H166V157H165ZM14 155H15V152L13 153ZM39 154V155H40ZM44 154H45V152H44ZM61 154L62 153H60V155L58 156V157H62L61 156ZM71 154H68V157H65L64 156V159L66 158V160L69 158V156L71 157ZM72 154V155H73ZM77 154H78V150H77ZM80 154V153H79ZM78 154V155H79ZM81 154H83V152L81 153ZM80 154V155H81ZM88 154V153H87ZM86 154V155H87ZM104 154V153H103ZM102 154V155H103ZM113 154V153H112ZM127 153H124V156L126 157L127 155H126ZM26 155H29L28 153L27 154H25V156ZM139 155V154H138ZM4 156V155H3ZM2 156V157H3ZM16 156V155H15ZM19 156V155H18ZM17 156V157H18ZM42 156V155H41ZM50 157L52 156V155H49ZM82 156V155H81ZM81 156H79V158L81 157ZM85 156V154L83 155V157ZM96 155H94V157H95ZM119 156H121V155H119ZM119 156H117V157H119ZM148 156V157H147ZM8 157V156H7ZM27 157V156H26ZM29 157V156H28ZM44 157V156H43ZM47 157H48V155H47ZM46 157V158H47ZM83 157H81V159L83 158ZM86 157V156H85ZM96 157H99L98 159L101 161V159H103L102 157L103 156H96ZM95 157V158H96ZM115 157L116 156H114V160H115ZM128 157V156H127ZM3 158H5V156L3 157ZM2 158V160H4ZM73 158H75V157H72V159ZM91 158V157H90ZM95 158H93V159H95ZM121 158H123V156L121 157ZM120 157L119 158H117V160L119 161V159H121ZM129 158V157H128ZM168 158V159H167ZM56 159H57V157H56ZM62 159H63V157H62ZM69 159H71V158H69ZM80 159V160H81ZM83 159H85V158H83ZM82 159V160H83ZM87 159V158H86ZM85 159V160H86ZM92 159V160H93ZM105 159V158H104ZM130 159V158H129ZM129 159H128V161H129ZM150 159V158H149ZM29 160V159H28ZM66 160H64V162L66 161ZM76 160L78 161V163H80L81 161H79V159H77L76 158ZM85 160H83V161H85ZM88 160H90V159H88ZM107 160H110V161H107ZM116 160V161H117ZM122 160V159H121ZM120 160V161H121ZM133 160V161H132ZM137 160V159H136ZM185 161L184 163H185V165H184V163L182 162V161ZM6 161V160H5ZM68 161V160H67ZM67 161H66V164H67ZM70 161V160H69ZM72 161V160H71ZM76 161V162H77ZM87 161V160H86ZM99 161V162H100ZM105 161V160H104ZM124 160H122L121 162H123ZM150 161V160H149ZM152 161H156V160H154V158H153V160ZM151 161V162H152ZM190 161V162H189ZM25 162V161H24ZM44 162V161H43ZM73 162H74V159H73ZM73 162H70V163H73ZM103 162V160L101 161V163ZM163 162V163H164ZM182 162V163H181ZM187 162H189L190 164H192V166H190V164L188 165V166H186V163ZM46 163V162H45ZM57 163H58V161H57ZM60 163V162H59ZM63 163V162H62ZM62 163H61V165H62ZM82 163V162H81ZM80 163V164H81ZM88 163V162H87ZM86 163V164H87ZM104 163V164H103ZM102 164H103V166L105 165V162H103ZM115 163V165H116V167H118L117 168V171H118V169L120 170V171H122L120 168H123V171L125 170L124 168V164H126L125 162H123V163H119V164H121L120 165V168H119V164L118 163H116V162H114ZM128 163V162H127ZM129 163V164H130ZM153 163H155V162H153ZM65 164V163H64ZM85 163L83 162L82 164H81V167H84V166H82V165H84ZM102 164H100V165H102ZM118 164V165H117ZM188 164V163H187ZM70 165V164H69ZM74 165H75V162H74ZM98 165V164H97ZM99 165V166H100ZM124 165V166H123ZM164 165V166H163ZM121 166H123V167H121ZM126 166H128V165H126ZM68 167V166H67ZM70 167V166H69ZM68 167V168H69ZM95 167H97V166H94V168ZM105 167V166H104ZM113 167H114V165H113ZM164 167V168H163ZM85 168V167H84ZM100 168V167H99ZM99 168H96V169H98L99 170ZM70 169V168H69ZM81 169V172L79 171ZM92 169V168H91ZM95 169V170H96ZM134 169H139L138 170V174H136V173H134V174H136V175H139V177H141V175H140V172L139 171H141L140 170V168H134ZM14 170V169H13ZM100 170H103L102 169V166H101V169ZM99 170V171H100ZM116 170V169H115ZM135 170V171H136ZM6 171V170H5ZM97 171V170H96ZM108 171V172H107ZM110 171V172H109ZM121 172L122 173V176L124 175V174H126V173H124V172ZM147 173H146V172ZM69 172V171H68ZM80 172V173H79ZM107 172V173H106ZM119 172V171H118ZM137 172V171H136ZM76 173H75V175L74 176H76ZM96 173V172H95ZM108 173H110V174H108ZM121 173L120 174H118V173H116V176H117V174L119 175V177H121L120 175H121ZM146 173V174H145ZM92 174H93V176H92ZM167 174V173H166ZM1 175V174H0ZM3 175V174H2ZM40 175V174H39ZM55 175V174H54ZM57 175V174H56ZM55 175V176H56ZM82 175V176H83ZM88 175H89V177H88ZM98 175V174H97ZM131 175H132V177H131ZM135 175V176H136ZM60 176H62V175H60ZM66 176V175H65ZM95 176H96V174H95ZM107 176L109 177V178H107ZM131 178H130V177ZM57 177V176H56ZM55 177V178H56ZM119 177L117 176V178L119 179ZM169 177V178H168ZM38 178V177H37ZM41 178V177H40ZM58 178H60V177H58ZM103 178V179H104ZM122 178V177H121ZM125 178V177H124ZM52 179V178H51ZM68 179V178H67ZM110 179V180H111ZM54 180V179H53ZM72 180H74L75 181V177H74V179H72ZM77 180H76V182H75V185H78V184H76L77 183ZM85 180V181H84ZM97 180H96V182H97ZM119 180H121V179H119ZM20 181V180H19ZM18 181V182H19ZM22 181V180H21ZM20 181V182H21ZM24 181H25V179H24ZM35 181H37V180H35ZM42 181V180H41ZM55 181H56V179H55ZM66 182H67V180H65ZM65 181H64V185L65 184H67V183H65ZM69 181V180H68ZM19 182V183H20ZM39 182H40V180H39ZM48 182H50V180L48 181ZM54 182V181H53ZM69 182H71V181H69ZM68 182V185H66V187H68V186H70L71 185V183H69ZM93 182H95L94 180H93ZM106 182H108L107 184H106ZM120 182H123V180H121ZM33 183H35V182H33ZM37 183V182H36ZM51 183V182H50ZM57 183H58V181H57ZM59 183L61 184V182L59 181ZM98 183H96V185H99L100 186V184H98ZM106 185H105V184ZM6 183H3V184H1V186H3V185H5ZM12 184V183H11ZM21 184V183H20ZM19 184V185H20ZM28 184H29V182H28ZM39 184H42V183H39ZM38 184V185H39ZM63 184V183H62ZM159 185V187L157 186V189L158 188H162L163 190L162 191H160V192H162L161 194H162V196L165 198V201L167 200V203L165 202V204H163V202L161 203V201H160V199H159V194L157 193V191L155 190V188H154V185ZM37 185V184H36ZM51 185H53L52 183H51ZM74 185V184H73ZM117 185V186H118ZM126 185V186H127ZM21 186H24V184H22ZM30 186V185H29ZM41 186V185H40ZM48 186H49V184H48ZM58 186H61V185H54V187L56 188V187H58ZM79 186V185H78ZM79 186V187H80ZM8 187V186H7ZM7 187L5 188V187H3V188H5L4 189V191L7 189ZM31 187V186H30ZM32 187H34V186H32ZM36 187H38V186H36ZM41 187H43V188H41L42 189V191H44L43 189H44V186H43V184H42V186ZM53 186L52 187H50V188H54ZM71 187H72V185H71ZM71 187H70V189H71ZM74 187V186H73ZM72 187V188H73ZM79 187H77V188H79ZM97 187L95 188V189H97ZM118 187H123L122 185L121 186H118ZM118 187H115V189L116 188H118ZM9 188V187H8ZM12 188H13V186H12ZM15 188V187H14ZM24 188H26V187H24ZM55 188H54V194L55 195H57V194H60L59 192L57 193V191H59V189L58 188H56V190H55ZM75 188V190H76V187H74ZM74 188H73V190H74ZM124 188H126L125 186H124ZM215 188V189H214ZM23 189V188H22ZM34 189H36L35 187H34ZM41 189L39 188V191H37V189L36 190H34V191H36V192H38V194H40V193H43V192H40L41 191ZM46 189H48V188H46ZM51 189V190H52ZM64 189H65V187H64ZM70 189H68V192L69 191H71ZM115 189H113V191H115ZM123 189V188H122ZM136 189H137V191H136ZM13 190V189H12ZM18 190V189H17ZM30 190H31V188H30ZM72 190V192L74 193V191ZM108 190V191H107ZM159 190V189H158ZM11 191V190H10ZM16 191V190H15ZM32 191V190H31ZM34 191H32V192H34ZM47 191V190H46ZM46 191H45V193H46ZM52 191V192H53ZM63 191V190H62ZM65 191V190H64ZM100 191V192H99ZM117 191H119V188L117 189ZM121 191V190H120ZM119 191V192H120ZM131 192V194H130V192ZM132 191H134V193H133V195H134V197H133V195H132ZM12 192V191H11ZM19 192V191H18ZM21 192V191H20ZM23 193L25 192V191H22ZM36 192H34V195L36 194V195H38ZM40 192V193H39ZM48 192V191H47ZM49 192H50V190H49ZM48 192V193H49ZM60 192H61V189H60ZM67 192V193H68ZM121 192H123V190L121 191ZM159 192V191H158ZM177 192V193H176ZM8 193V192H7ZM45 193H43L42 195H43V197L44 198H48V197H45ZM48 193H46V194H48ZM57 193V194H56ZM69 193H71V192H69ZM79 193V192H78ZM114 193V192H113ZM176 194L175 195V197L176 196H178V197H176V199L174 198V197H172L173 196V194ZM5 194V193H4ZM50 194H51V192H50ZM49 194V195H50ZM62 194V193H61ZM61 194L59 195V197H61V198H59L58 197V195L57 196H55L54 195V199H55V197H56V199H60V201H61V199H62V201H63V198H64V196H65V193L63 194L64 196H63V198H62V196H61ZM75 194H77V191H76V193H74V196H75ZM95 195H96V192L94 193ZM111 194V195H110ZM3 195V194H2ZM41 195V194H40ZM42 195H41V197H42ZM52 195H53V193H52ZM81 195V194H80ZM89 195V196H90ZM115 195H116V193H115ZM5 196V195H4ZM19 196V195H18ZM30 196V195H29ZM48 196V195H47ZM67 196V195H66ZM69 196V197H68ZM67 196V199H69L70 198V194ZM71 196H72V194H71ZM116 196H118V194L116 195ZM3 197V196H2ZM8 197V196H7ZM11 196H9V198H10ZM25 197V196H24ZM31 197V196H30ZM36 197V196H35ZM50 197V196H49ZM73 197V196H72ZM72 197H71V201H68L67 200V202H73L72 200H74V199H72ZM76 197H78V196H76ZM81 197V196H80ZM93 197V196H92ZM9 198L8 199H5L4 197H3V199H5L4 201L6 202L7 200H9ZM37 198H38V196L36 197V199L35 200H37ZM44 198H42L43 200V203H45L46 202V200H48V199H46L45 201H44ZM90 198H91V196H90ZM122 198H124L123 199V201H122ZM127 198H129L130 199V201H131V199L133 200L132 201V203H126L125 202V200H127ZM12 199V198H11ZM23 200H24V198H22ZM50 199V198H49ZM53 199V200H54ZM59 199L57 200V201H59ZM65 199H66V197H65ZM78 199V198H77ZM83 199V198H82ZM85 199V198H84ZM121 199V200H120ZM128 199V200H129ZM20 200V199H19ZM26 200V199H25ZM34 200V201H35ZM40 200V196H39V198H38V202H40L39 201ZM76 200V199H75ZM75 200H74V202H75ZM117 200V201H116ZM12 201H13V199H12ZM17 201H18V198H17ZM79 201V200H78ZM80 201H81V199H80ZM84 201V200H83ZM96 201L95 202H93V204L94 203H96ZM130 201H128V202H130ZM21 204H22V201L20 200L19 201ZM37 202V201H36ZM38 202H37V204H38ZM50 202V201H49ZM48 202V203H49ZM73 202V204H75ZM2 203H3V200H2ZM8 203V201L6 202V203H4L3 204V206L5 205V204H7ZM26 203V202H25ZM24 203V204H25ZM43 203L41 202V203H39L40 205L42 204V206H44L43 205ZM47 203V204H48ZM58 204H59V202H57ZM113 204V205H117L118 207H116L115 206V208H118V209H116L117 210V212H118V214L120 213L121 214V217H122V214L123 215H126V218H125V216L123 217V218H125V220L123 221V219L121 220V222H119L120 220H118V219H116L117 221H118V224H120V225H118L117 224V222L115 221V211L114 210H112V208L110 209V206H109V204ZM53 204V203H52ZM51 204V205H52ZM54 204H55V202H54ZM61 204V203H60ZM72 204V203H71ZM71 204H70V206H71ZM92 204V205H93ZM8 206H9V204H7ZM23 205V204H22ZM39 205V206H40ZM56 205V204H55ZM68 205V204H67ZM76 205V204H75ZM97 204H95V206H96ZM128 205V206H127ZM2 206V205H1ZM25 206V205H24ZM37 206V205H36ZM69 206V207H70ZM81 206V205H80ZM191 206H193V207H195L196 209H195V211L194 210H192V209H194V208H191ZM26 207V206H25ZM35 207V206H34ZM84 207V206H83ZM111 207H114V206H111ZM5 208H8L7 206H5V207H3V209L4 210H6ZM19 208V207H18ZM37 208H38V206H37ZM42 208V207H41ZM40 208V209H41ZM44 208V207H43ZM47 208V207H46ZM46 208H44V209H46ZM52 208V207H51ZM51 208H50V210H51ZM53 208H55V207H53ZM62 208V207H61ZM61 208H59L60 210H61ZM72 208V207H71ZM114 208V209H115ZM1 210L0 212H2V211H4V210ZM58 209V208H57ZM63 209V208H62ZM25 210V209H24ZM53 210V209H52ZM80 210H81V208H80ZM6 211H9L8 209L6 210ZM6 211H4V212H6ZM82 211H81V213H82ZM50 212V211H49ZM55 213L57 212V214L59 213L58 212V210L56 211H54ZM54 212H53V215H54ZM8 213V212H7ZM6 213V214H7ZM74 213V212H73ZM76 213V212H75ZM125 213V214H124ZM6 214L4 213L3 214V212H2V215H4V216H6ZM56 214V215H57ZM60 214V213H59ZM58 214V215H59ZM79 214V213H78ZM117 214V213H116ZM117 214V215H118ZM1 215V216H2ZM8 215V214H7ZM10 215V214H9ZM7 216V217H10V216ZM56 215H54V217L56 216ZM36 216V215H35ZM60 216H61V214H60ZM61 216V217H62ZM72 216V217H71ZM119 216V215H118ZM118 216H116V218H121V217H118ZM18 217V216H17ZM27 217V216H26ZM21 218V219H26L27 221H30L29 220V218H30V216L28 215V219L27 218ZM53 217V216H52ZM59 217V216H58ZM75 217V216H74ZM77 217V216H76ZM99 218V219H98ZM20 219V220H21ZM60 219V218H59ZM62 219V218H61ZM63 219H64V217H63ZM102 220L101 222H102V226H101V230H100V228L98 229L97 228V230H98V232H97V230H93V229H91V227H93V225H96V223L98 224V220ZM1 220V219H0ZM5 220V219H4ZM18 221H19V219H17ZM25 220V221H26ZM10 221V220H9ZM22 221V220H21ZM24 221V222H25ZM56 221V220H55ZM82 221H84V222H82ZM101 222H99V225H97V226H99L100 227V223ZM3 223V222H2ZM7 223V222H6ZM26 223H29L30 224V222H25V224ZM38 222H36V224H37ZM103 223H105V225L103 224ZM16 225H17V223H15ZM18 224H21V223H18ZM22 224H23V222H22ZM21 224V225H22ZM24 224V225H25ZM29 224H28V226H29ZM33 224H35V223H32V221H31V226L33 225ZM39 224V223H38ZM15 225V226H16ZM40 225V224H39ZM50 225V224H49ZM88 225V226H87ZM28 226H26V229L27 228H29ZM37 226V225H36ZM47 226V225H46ZM51 226V225H50ZM61 226V225H60ZM89 226H91L90 227V229L92 230V231H94V232H92V233H90V235L88 234V231L90 230H88V228H89ZM96 226V227H97ZM120 226V227H119ZM3 227V226H2ZM6 227V226H5ZM18 227V226H17ZM40 227H41V225H40ZM63 227V226H62ZM61 227V228H62ZM95 227V226H94ZM93 227V228H94ZM22 228V227H21ZM32 228V227H31ZM37 228H39V226H37ZM41 228H43V227H41ZM46 228H48V227H46ZM84 228H87V229H85L84 230ZM116 228H120L121 230H117ZM2 230H3V228H1ZM30 229V228H29ZM29 229H27L28 231H29ZM55 229V230H56ZM94 229H96V228H94ZM105 229H103V230H105ZM18 230V229H17ZM20 230V229H19ZM32 230V229H31ZM34 230V229H33ZM41 230V229H40ZM72 230H74V232L72 233L73 235H71L70 233H71V231ZM83 230V231H82ZM90 230V231H91ZM6 231H8V230H6ZM6 231H4V235H3V237H6V234H7V232ZM35 231V230H34ZM42 231V230H41ZM43 231H46V233L48 232V230H44L43 229ZM65 231V232H64ZM82 233H80V232ZM1 232V231H0ZM11 232V231H10ZM10 232H9V235H10ZM20 232H22V231H20ZM39 232V231H38ZM50 232V231H49ZM52 232V231H51ZM50 232V233H51ZM103 232V231H102ZM120 232H122V234L120 233ZM137 232H140V233H137ZM15 233V232H14ZM34 233V232H33ZM32 233V234H33ZM97 233H99V235L97 234ZM117 235H116V234ZM142 233V234H141ZM226 234V235H223V234ZM27 234V233H26ZM63 234H61V235H58V236H62ZM134 234V235H133ZM138 234V236H140V238H139V240H138V242L140 241V242H142L141 240H143V242H144V240H145V245H146V247L144 246V248H146V251H145V253H144V251H143V254H141L142 252H141V250H142V247L139 245V243L136 241V239H138V238H136V235ZM140 234V235H139ZM223 236H230V234L232 235H234L233 237H235L236 235H238V236H240V238H243V239H240V243L241 242H243V244H245L244 246H242V244L241 245H238V241H236V240H238V237H237V239H236V237H235V239H228V238H226V239H218V237H221L222 235ZM2 235V234H1ZM1 235H0V237H1ZM15 235H17V234H15ZM20 235H22V233L20 234ZM25 235V234H24ZM28 235V234H27ZM26 235V236H27ZM36 235H37V233H36ZM51 235V234H50ZM84 235H86L85 233H84ZM83 235V236H84ZM87 235H86V239H87ZM142 235V236H141ZM221 235V236H220ZM10 236H12V235H10ZM29 236V235H28ZM44 236H45V233H44ZM67 236V239H71V240H73V238H71V237H68ZM133 236H135V237H133ZM223 236L221 237V238H223ZM20 237V236H19ZM33 237V236H32ZM32 237L30 238V242H31V239H32ZM48 237V236H47ZM47 237H46V239H47ZM50 237H52V236H50ZM64 237H66V235L65 236H63V238ZM78 237V238H77ZM80 237V238H79ZM224 237V238H225ZM7 238L10 240V238H9V236H7ZM7 238H3V239H5V240H7ZM15 238H17V237H15ZM21 238V237H20ZM25 237L23 236V239H24ZM53 238V237H52ZM55 238H56V235H55ZM62 238V237H61ZM60 238V239H61ZM75 238V237H74ZM98 238H100L99 240H98ZM103 238V239H104ZM132 238V239H131ZM11 239H14V238H11ZM19 239V238H18ZM22 239V240H23ZM41 239H42V236H41ZM57 239V238H56ZM66 239V238H65ZM65 239L63 240V241H65ZM86 239H84V240H80V242H82V243H84L83 241H85V243L87 242L86 241ZM102 239V240H103ZM141 239V240H140ZM5 240H4V242H5ZM9 240H8V243L7 244H1L0 243V247H2V248H0L1 249V251H0V254H1V257H0V264H11L12 263V261L9 263V259L8 258H6L8 255H10L11 257L12 256H14V255H18V254H20L19 252H21V251H19V248L22 246V244H20V243H18V241L17 240H13V241H17V243L15 244L12 240V242L11 243H13V246H11V245H9ZM50 240V239H49ZM62 240V239H61ZM243 240V241H242ZM25 241V240H24ZM35 241H36V239H35ZM42 241V240H41ZM44 241V240H43ZM48 241V240H47ZM67 241V240H66ZM65 241V242H66ZM68 241H70V240H68ZM96 241V242H97ZM101 241V240H100ZM99 241V242H100ZM138 243V245H139V249H137L138 248V245H137V243ZM1 242H3V241H1ZM7 242V241H6ZM5 242V243H6ZM20 242V241H19ZM22 242V241H21ZM38 242H40V241H38ZM61 242V241H60ZM72 242H74V240L72 241ZM79 242V243H80ZM89 242V244L91 245V243ZM23 243V242H22ZM26 243H28V241L26 242ZM36 243V242H35ZM42 243V242H41ZM48 243V242H47ZM58 243H59V241H58ZM62 243V242H61ZM79 243H78V245H79ZM81 243V244H82ZM84 243V244H85ZM98 243V242H97ZM96 243V244H97ZM101 243H102V241H101ZM239 243V244H240ZM20 244V246H19V248H18V246L15 248V245H19ZM24 244V243H23ZM29 244V243H28ZM63 244H64V242H63ZM65 244H67V242L65 243ZM69 244V243H68ZM83 244V248H82V253H83V255H84V257H86L87 259H86V263L85 262H82L81 264H97V260H96V257H94V253L96 252V250H97V246L95 245H91V247L92 248H94V249H90V247H88V246H85V245H87V243L84 245ZM99 244V243H98ZM97 244V245H98ZM118 244V245H117ZM141 244H143V243H141ZM25 245V244H24ZM23 245V246H24ZM30 245V244H29ZM49 245V244H48ZM54 245V244H53ZM62 245V244H61ZM60 245V246H61ZM106 245H108L109 247H108V252H109V249L110 250H112V248H113V246H115V245H113V246H110L109 244H105V245H103L104 246V248L106 247ZM37 246V245H36ZM59 246V245H58ZM60 246H59V248H60ZM63 246H65V245H63ZM85 246V247H84ZM102 246V245H101ZM102 246V247H103ZM115 246V247H116ZM242 246V247H241ZM26 247H27V244H26ZM31 247V248H30ZM30 249H32V247H33V240H32V246L30 245ZM38 247H39V245H38ZM56 247H57V244H56ZM62 247V246H61ZM71 247H72V245H71ZM73 247H75V245H73ZM111 247V248H110ZM114 247V248H115ZM37 247H34L33 249H36ZM113 248V249H114ZM143 248V249H144ZM27 249L28 248H25V250H26V252H27ZM29 249V250H30ZM73 249V248H72ZM75 249V248H74ZM99 249V248H98ZM141 249V250H140ZM24 249H23V251H25ZM37 250H38V248H37ZM40 250V249H39ZM41 250H42V248H41ZM44 250V249H43ZM51 250V249H50ZM105 250V249H104ZM103 250V251H104ZM140 250V251H139ZM145 250V249H144ZM243 250V251H242ZM32 250H30V252H31ZM34 252H35V250H33ZM64 251H65V249H64ZM106 251V250H105ZM113 252H112V254L113 253H115L114 252V250H112ZM118 252V251H116L117 253H120L121 254V252ZM48 252H50V251H48ZM47 252V253H48ZM52 252V253H51ZM50 253L51 254H54L53 253V251H51ZM55 252V251H54ZM58 252V251H57ZM65 252H68V251H65ZM111 252V251H110ZM24 253V252H23ZM28 253H29V251H28ZM33 253V252H32ZM39 253V251L37 252V254ZM42 253V252H41ZM44 253H45V251H44ZM43 253V254H44ZM100 254H102L103 255V253H101V252H99ZM7 256H6V255ZM27 253H25V255H26ZM33 254H35V253H33ZM79 254V253H78ZM78 254H76V255H78ZM97 254V253H96ZM99 254V255H100ZM104 254H105V252H104ZM106 254H108L109 255V253H106ZM120 254H118L117 256H120ZM16 255V256H17ZM21 255V254H20ZM30 255V254H29ZM40 255H42V254H40ZM63 255H64V253H63ZM68 255V254H67ZM107 255V256H108ZM6 256V257H5ZM10 256H8V257H10ZM15 256V257H16ZM34 256V255H33ZM33 256L31 257V258H33ZM44 256H45V254H44ZM51 256V255H50ZM82 256V255H81ZM114 256V255H113ZM112 256V257H113ZM116 256V253H115V257L116 258H118ZM123 256V257H124ZM238 256H240V255H238ZM242 256H240V257H242ZM244 256H243V259H244ZM10 257V258H11ZM19 257H21V256H19ZM27 257V256H26ZM43 257V256H42ZM56 257H57V255H56ZM74 257V256H73ZM84 257H83V259H84ZM104 257H105V255H104ZM114 257V258H115ZM121 257V256H120ZM124 257V258H125ZM39 258V257H38ZM46 258V257H45ZM49 258V257H48ZM59 258V257H58ZM57 258V259H58ZM110 258V257H109ZM113 258V259H114ZM122 258V257H121ZM28 259V258H27ZM43 259H44V257H43ZM50 259V258H49ZM61 259V258H60ZM73 259V258H72ZM113 259H111V260H113ZM241 259V258H240ZM20 260V259H19ZM35 260V259H34ZM42 260V259H41ZM100 260V259H99ZM115 261V263L119 260V258H118V260H116V259H114ZM14 261H16L17 262V260L15 259ZM24 261V260H23ZM51 261V260H50ZM109 261V260H108ZM121 261V260H120ZM122 261H123V259H122ZM239 261V260H238ZM243 261V260H242ZM241 261V262H242ZM29 262V261H28ZM32 262H34V261H32ZM42 262V261H41ZM41 262H39V263H41ZM113 262V263H114ZM22 263V262H21ZM37 262H35V264H36ZM51 263L53 264V261H51ZM50 262H49V264H51ZM54 263L55 264H61V262L59 261V260H57V261H54ZM104 263H105V261H104ZM108 263V262H107ZM119 263V262H118ZM117 263V264H118ZM146 262H145V264H147ZM245 263V262H244ZM15 264V263H14ZM17 264H19V262L17 263ZM23 264V263H22ZM25 264V263H24ZM28 264V263H27ZM30 264V263H29ZM34 264V263H33ZM67 264V263H66ZM72 264H75V262L74 263H72ZM120 264H122V262L120 263ZM169 264V263H168ZM238 264V263H237Z\"/></svg>",
  "mask_w": 264,
  "mask_h": 264
},
{
  "label": "rangeland",
  "instance_id": "2",
  "mask_svg": "<svg viewBox=\"0 0 264 264\" xmlns=\"http://www.w3.org/2000/svg\"><path fill=\"white\" fill-rule=\"evenodd\" d=\"M2 1V2H1ZM8 1H12V0H8ZM8 1H5V0H0V7H2L3 5H5L4 6V9H5V7H6V9H8V11L5 9H3V7L1 8V9H3V11H1L0 12V14L2 13V12H4V14H5V12H6V14L4 15V16H7L8 14L10 15V13L11 12H9V9H12V13H11V15L10 16H8V17H10V18H5L2 14V16L0 15V21H2V23L0 22V29L2 30V31H4V35H0L1 36V38H0V41L1 40H3V38H2V36H7L9 33H13V35H12V39H11V41H13V42H11L10 40H7V39H9V38H7V39H4V41H10L11 42V45H9L10 47H8V48H12L13 46H15V49H16V51L18 50L19 51V49H20V47L22 48V49H24L23 51L25 52H27V51H32V50H34L36 47L34 46V45H36V43L40 40V43L38 42L37 43V45L36 46H38V44H40L38 47H40V48H38V51L39 52H41V53H39L38 51H37V48L34 50L35 51V53H34V51H33V53L35 54V56H36V52H37V55L39 54L40 56H36V60H39L38 58H40V60H41V58H42V62L39 60V61H35L34 60V57L35 56H33V59L32 60H34L35 62V65H37L36 67H35V65L33 64H31L33 61H31V63L29 62V60L32 58V52H28L30 55H28V54H26V52L24 53L25 54V56L26 55H28V56H30L29 57V59L27 60V62H29V64L28 65H32L31 66V68H37V69H34V72L36 73L37 71H39L40 69H39V66H40V68H42L41 69V71H39L38 73H34L33 72V70L31 71V70H29L27 67H26V65H27V63H25L26 62V57H25V62L24 61H22L21 60V57L23 58V55L20 53V51H19V53L22 55L21 57H20V59H18V56L17 55H19V53L17 54V55H14V54H16L17 52L16 51H14V52H16V53H13V56H16V57H14L15 59L13 60L14 62H12L11 60H12V58H10L11 60L9 61L8 59H9V57L10 56H8L9 54L10 55H12L11 53L13 52V50L11 51L10 49H9V51H8V48H7V46H8V44H7V42H6V44H7V46H5L6 44L3 42V41H1L0 42V46H2L3 44L2 43H4V50L0 47V49H1V51H0V53H2V54H0V133L2 134H0V139H1V142H0V144L2 143V145H3V143H5L6 144V142L7 143H9V142H13V140H14V143L16 144V146L18 145L19 146V148L18 147H13L14 145H13V143H9L10 144V146L11 147H13L14 149H11V147L9 148V144H6V146L4 145V146H2V147H4V148H6V149H4V151H2L3 149H1L0 148V150L2 151H0V209L2 210L3 209V207H5V206H7L8 208H5L6 210L8 209L9 211H6V210H4V211H6V212H4V211H2L3 212V214L5 213H7L10 217H7L8 215L6 214V216H4V215H2V212H0V235H1V237H0V243L1 244H7L8 243V238H7V236H9V238H10V240H9V245H11V246H13V243H11L14 239L15 240H17L18 241V243H20V244H22V246L19 248V246H20V244L19 245H15V248L18 246V248H19V251H21V252H19L20 254H16V255H14V256H10V255H8V256H10V257H8L6 254V258H8L9 259V263L12 261V263L11 264H17L18 262H19V264H35V262H37L36 264H49V262L51 263V261H53V264H55L54 263V261H57V260H59L60 262H61V264H72V263H74L75 262V264H81L82 262H87L86 261V257H84V255H83V253H82V246H83V244L85 243V241H83L84 243H82V242H80V240L82 239V240H84V239H86V235H87V231L85 230V229H87V228H84V230H85V234L86 235H84V233L82 234L80 231V233L82 234V236L80 235V237H83V238H81V239H77V242H75L76 240V236H78V235H76V234H78V232H77V230H75L76 231V234H74V236H68V234H67V232L66 233H61V232H63V230L62 231H59V234H52L53 232L54 233H57L58 231L57 230H60V229H65V231H66V229L70 226V223L69 222H67L68 221V219L66 220L65 219V216L67 215V212H68V215H69V213H71V215L73 214V218H78L77 220H84V218H85V212L83 213V211H82V209L84 210L86 207H87V205L88 204H93V202H95L96 201V199L99 201L100 200V198L98 199V198H96L97 197V191H98V187H100V191H101V189H103L104 188V192H106L105 191V188H108L109 189V186L111 185V183H112V179H111V175L108 177L107 176V178H109L108 179V182H110V184H107L108 182H106V184H107V186H103L102 185V182H105V181H103V180H106V177L104 178L103 176H105L106 174L105 173H102L103 171H105V169H108L109 168V166H110V164H113L114 165V167H113V165H111L110 167H112L111 169H113L114 168V171L112 170L110 173L111 174H113V176L114 177H112L113 178V180H114V178L116 177V181L115 182H117V180H118V182H119V185H118V183H112L113 185L114 184H117L118 186H123V187H118L117 185H114L113 186V188L110 186V189L109 190H111L110 192H106V193H101L100 191V193H99V196L98 197H100V195H102L101 196V198L104 196L105 197V194H109V193H112V195L114 194V197H112V196H106L107 198H105L106 199V201H108V202H115V200L113 201V200H111L110 201V199H108L109 197H112V199H115L116 197H117V200H118V198H120V197H125V196H120V195H122V193H124V195H126V193H125V191H124V189L126 190L128 187H129V189L128 190H130L131 191V189L133 188V190L135 189L134 187H132V185L133 184H135V182H136V179H137V177L138 178H142L143 176V178H145V176L146 175H143L144 174V172L142 173V171H144L143 169H144V167L143 166H145V164L142 166V168L143 169H141V166H139V167H137L136 165H137V163L139 164L140 163V158L138 157V156H140V153H138V152H141V151H139L140 149L141 150H145L149 145L150 146H153V144L154 145H156V143L154 142L155 140H157L159 137H162V136H164L163 134L166 132L165 130H163L165 127V125L167 126V119L168 118H166V117H164L163 115H165L166 113L165 112H167V111H171L170 109H165V105L166 104H164V106H163V104H162V107H163V109L162 110H164L165 109V114H162L161 112H163V111H161L160 113L159 112H157L158 111V104L156 103V105H155V107H157V108H155L157 111V113L158 114H160V115H157L156 114V112H155V109H154V107L152 106L151 107V101L154 99V98H156L157 99V101H158V96H160L161 95V97H159V100H160V98H163L164 100H165V95H167L168 94V92H166V91H169V90H166L165 91V95H163V90H159V92H160V94H158L157 93V91L156 90H152V91H155L154 93L153 92H147V91H151V89L149 88L148 89V86H144V82H143V78L141 77L142 75H141V73H140V71H139V68H138V64H135V63H138L140 60V49H138V47H137V44L136 43H138V45H139V42H138V40L137 39H135V38H137V36L134 38V36L136 35L135 33H133L134 32V30H135V28L137 27V25H138V17H137V15H136V13L135 12H133L134 11V9H135V7L137 6V1L135 2L134 0V2H132V3H130V4H128L127 2H125L126 0H111L110 2H109V0H103V3H105L106 4V6H105V4H102V0H49L50 2H52L51 4H50V2L48 1L47 2V0L45 1H43V0H41V1H43V3H42V5H41V3H40V1L39 0H13V4L11 5V4H9L10 5V7L11 6H14V8L12 7V8H9V5H7V4H3V2L4 3H6V2H8ZM29 1H31V2H29ZM55 3H54V2ZM57 1V2H56ZM59 1V2H58ZM97 1H100V4H98V2ZM19 2V3H18ZM24 2H28L27 4H29V5H26ZM85 2V3H84ZM23 3V4H22ZM48 3L50 4V7H48ZM127 3V4H126ZM44 4V5H43ZM93 4V5H92ZM52 5H54V6H52ZM98 5V6H97ZM122 5H125V6H122ZM128 5V6H127ZM135 5V6H134ZM8 6V7H7ZM45 6V7H44ZM46 6H47V8H46ZM92 6V7H91ZM118 6L120 7V8H118ZM21 7V8H20ZM66 9V10H69L70 9V11L71 12H69V13H71V14H69V13H67V11L65 12L64 10V8ZM107 7V8H106ZM123 7V8H122ZM33 8V9H32ZM62 8V9H61ZM106 8V9H105ZM132 8V9H131ZM14 9H16V11L14 12ZM23 9V10H22ZM46 9H49V10H46ZM55 9H57V10H55ZM122 9V10H121ZM129 9H131V10H129ZM47 12H46V11ZM54 10H55V12H54ZM130 11V13H128L129 11ZM56 11H58V12H56ZM64 11V12H63ZM73 11V12H72ZM74 11H75V13H74ZM111 11H113V12H111ZM128 11V12H127ZM9 12V13H8ZM47 13V15L48 16H46V14L45 13ZM52 12L54 13V14H52ZM61 12H63V13H61ZM104 12V13H103ZM51 13V14H50ZM59 13H61V15L59 14ZM65 13H67V14H65ZM72 13H74V14H72ZM83 15H81V14ZM135 13V14H134ZM65 14V15H64ZM71 16L72 15V17H69V15ZM78 14V16H76ZM132 14V15H131ZM49 15L52 17V15H53V19L51 18H49L50 20H53V22L54 23H49V22H51L50 20H46V19H48V17H49ZM57 16L56 18L54 17V16ZM62 15H63V17H62ZM69 17V18H71V19H69L67 16ZM125 15V16H124ZM133 15H134V17H133ZM27 16V17H26ZM43 16H45L44 18L45 19H43ZM58 16H60L59 18H58ZM81 16V17H80ZM1 17H2V19L3 20H1ZM13 17V18H12ZM16 19H15V18ZM33 17H36V18H33ZM41 17H42V19H41ZM66 17V18H65ZM74 17H76V18H74ZM77 17H79V18H77ZM117 19H116V18ZM127 19H126V18ZM4 18L6 19L5 20V22H9L7 19H9L10 20V22L8 23V26H9V24L10 23H12V19L14 20V21H16V23L15 24H12L10 27H8L7 25H4ZM27 18V19H26ZM30 18V19H29ZM39 19L40 21H39V23H38V21L37 20H35V19ZM80 18H83V19H80ZM109 18V19H108ZM128 18H129V20H128ZM134 18V20H132ZM54 19H57V20H54ZM75 19V20H74ZM76 19H78V20H76ZM30 20H35V21H33V23H31L30 24ZM67 21V22H65V21ZM68 20H71V21H69L68 22ZM95 20V21H94ZM109 20V21H108ZM116 20V21H115ZM122 20V21H121ZM25 21L27 22L28 21V24H30L31 25V28L32 29H34V31L33 30H29V28H30V25H29V27L28 26H26V24H25ZM37 21V22H36ZM47 21H48V23H47ZM56 21H59V24H61L60 26H62L63 25V23H64V25L66 26H62V28H60V26H59V31H58V29H56V28H58V24L56 23ZM62 21V22H61ZM75 21V22H74ZM46 22V23H45ZM79 22H80V24L81 25H77V27H76V25L75 24H79ZM95 22H97V23H95ZM112 22H114V23H116V24H114V23H112ZM119 22H122V23H120L119 24ZM123 22L125 23V24H123ZM132 22V23H131ZM14 23V22H13ZM66 23V24H65ZM68 23V24H67ZM73 23V24H72ZM84 23V24H83ZM86 23V24H85ZM88 23V24H87ZM112 23V24H111ZM131 23V25L130 26H128L129 24ZM2 24V25H1ZM6 24V23H5ZM27 24V25H28ZM112 26H111V25ZM117 24H118V26H117ZM122 24V27H124V28H126L125 30H127L128 32H126L123 28L121 29L120 27V25ZM128 24V25H127ZM135 25V27H134V25ZM13 25H16V27H14L13 28ZM35 25V26H34ZM43 25V26H42ZM45 25V26H44ZM53 25H54V27H53ZM57 25V26H56ZM70 25V26H69ZM91 25V26H90ZM5 26H7V27H5ZM20 26V27H19ZM26 28H25V27ZM33 26V27H32ZM47 26V28H45ZM72 26H75V28H73ZM87 26V27H86ZM88 26H90V27H88ZM126 26H128V27H126ZM12 27V28H11ZM28 27V28H27ZM44 27V28H43ZM56 27V28H55ZM65 27V28H64ZM72 27V28H71ZM82 27V28H81ZM117 27H119V29L117 28ZM133 27V28H132ZM9 28V29H8ZM17 28V29H16ZM69 28H71V30L69 29ZM85 28H87L86 29V33H84V34H82L83 32L82 31H84L85 30ZM26 29V30H25ZM28 29V30H27ZM46 29V30H45ZM51 31H50V30ZM63 29H67V31H66V33H68V32H73V29H75L74 30V34H72V35H74V38L76 39V41H74V42H76L75 44L73 43V41H70L69 42V40H73V38H70V34H66L65 33V31L63 30ZM68 29H69V31H68ZM83 29V30H82ZM89 29V30H88ZM94 29V30H93ZM110 31H109V30ZM130 29V30H129ZM134 29V30H133ZM1 30H0V34H3L2 32H1ZM57 30V31H56ZM60 30L63 32V33H65V35L63 34L62 35V33L60 32ZM88 30V31H87ZM133 30V31H132ZM53 31H55V33L56 34H54L53 33ZM93 31H94V33H93ZM114 31L116 32L115 34H117V35H113L114 34ZM16 33V35L17 36H20V39L17 37V39H19V40H16V37H15V33ZM21 32V33H20ZM25 32V33H24ZM29 32H31L30 33V35H32V33L34 32L35 34H33V35H36L35 37H36V40H37V38H38V40H37V42L34 40V37H30V35H29ZM49 32V33H48ZM52 32V33H51ZM60 32V33H59ZM85 32V31H84ZM111 32V33H110ZM126 33V35H124V33ZM7 33V34H6ZM87 33H93L92 34V36L91 35H88ZM11 34H9V37L11 36ZM23 34V35H22ZM28 34V35H27ZM38 34H40V35H38ZM48 34V35H47ZM77 34H78V36H77ZM107 34H108V36H109V40L107 39ZM52 35V36H51ZM69 35V36H68ZM87 35V36H86ZM98 36V37H94V36ZM111 35V36H110ZM114 37H113V36ZM46 36H47V38H46ZM68 36V37H67ZM82 36V37H81ZM84 36V37H83ZM94 37V38H92L93 40H95V42H93V40L91 39V37ZM101 36V37H100ZM116 36V37H115ZM118 36V37H117ZM14 37H15V40L17 41V43H18V47L19 48H17V46H16V43H15V40H14ZM66 38V40H65V38ZM86 37H88V38H86ZM112 37V38H111ZM127 37V38H126ZM129 37V38H128ZM11 38V37H10ZM31 38H32V40L35 42V43H33L32 44V40H31ZM43 38H44V40H43ZM51 38V39H50ZM84 38V39H83ZM97 38V39H96ZM103 38V40H99V39H102ZM114 38H115V40H114ZM124 38V39H123ZM61 39V40H60ZM86 39H88L89 41H87ZM105 39V40H104ZM119 39V40H118ZM127 39H130L131 41H129L130 43H132V45H133V42H134V44L135 45H133L134 47H132V48H136L137 47V51H135V49L133 50V51H129V49H130V45L128 46V42H127ZM52 40V41H51ZM86 40V41H85ZM102 41V46L101 47H103L104 45H103V42H104V44H107V45H105L106 47H104V49H105V51L103 52V50L104 49H102L101 50V48H100V50L103 52H101V54H102V56H101V54L100 53H98L99 52V47H100V44H99V42L98 41ZM112 40H114V43L112 42ZM44 41H47V42H44ZM57 41V42H56ZM65 42V43H61V42ZM78 41V42H77ZM96 41H97V43H96ZM122 41V42H121ZM126 41V43L124 44V46L126 45V47L127 48H129V49H125V47L123 46V43ZM136 41V42H135ZM43 42L45 43V46H44V44H43ZM48 42L50 43L49 45H48ZM52 42V43H51ZM59 42V43H58ZM67 42V43H66ZM72 42V43H71ZM81 42V43H80ZM86 42H88L89 44L88 45H86L87 43ZM93 42V43H92ZM111 42V43H110ZM118 42H119V44H118ZM121 42V43H120ZM42 43V44H41ZM47 43V44H46ZM58 45H56V44ZM83 43V44H82ZM90 43H91V45L93 46V44H94V48L90 45ZM2 44V45H1ZM12 44H15V45H12ZM61 44H63V45H61ZM72 44H74L75 46H77L78 44V46L79 47H75L74 45H72ZM82 44V45H81ZM96 44H98V46L96 45ZM109 44V45H108ZM112 44V45H111ZM114 44V45H113ZM120 46H118V45ZM42 45V46H41ZM48 45V47L49 46H52L51 48L49 47L48 49H46V46ZM54 45H55V47H56V49H58V50H56L55 51V47H54ZM60 45H61V48H60ZM65 45H67V46H69L68 48H67V46H65ZM70 45H72V47H75V48H72ZM80 45H81V47H80ZM131 45V46H132ZM12 46V47H11ZM44 46V47H43ZM62 46H64V48L66 47V49L67 50H65L64 48H62ZM84 46V47H83ZM87 46L89 47V48H87ZM97 46V47H96ZM110 47V48H107V47ZM114 46V47H113ZM118 46V47H117ZM136 46V47H135ZM140 46V45H139ZM84 49H83V48ZM121 47H123L122 48V50H121ZM45 48V49H44ZM69 48L71 49V51L69 50ZM78 48H82L83 50H88V49H93L92 51H90V50H88L89 52H88V54H85V51H82V49L81 50H79L78 52H80V51H82V52H80L81 54H83L81 57H82V59L79 57L80 55V53H77V49ZM87 48V49H86ZM131 48V49H132ZM140 48V47H139ZM7 49V53H9L8 55L4 52L5 50ZM12 49H14V48H12ZM22 49H20L21 51H22ZM44 49V50H43ZM52 49H54V50H52ZM60 49V50H59ZM72 49H74L75 50V52L76 53H73V55H72V52H74V50H72ZM96 49V50H95ZM107 49H109V50H107ZM112 49V50H111ZM120 49V51H122V52H119L118 50ZM126 51H125V50ZM46 50H48V52L49 53H51L52 51V53H53V59H52V61H53V63H51V58H52V53H51V55L46 51ZM49 50H51V52L49 51ZM63 50L65 51V52H67V53H65V52H63ZM123 50L125 51V52H123ZM130 52V59H129V63H128V58H129V56H127L126 54L128 53V51ZM11 51V52H10ZM61 51L63 52V53H61ZM69 51V52H68ZM94 51H96L97 53L95 54L94 53ZM109 51V52H108ZM46 52V53H45ZM58 53L59 54V56H61V58H59V56H57L58 54H56V53ZM106 52H108L106 55H104V53H106ZM132 52H135L133 55H135V54H137L138 52H139V56L138 57H136V56H134V58H132ZM43 53H45L44 54V56L42 55ZM71 53V54H70ZM91 53H94L95 55V57L97 56V55H99L100 54V57H99V59L96 57L94 60L91 58V55L93 56V54H91ZM110 53V54H109ZM115 53V54H114ZM4 54V55H3ZM47 54V55H46ZM64 54V55H63ZM70 54V55H69ZM86 56H85V55ZM90 54V55H89ZM109 54V55H108ZM121 54V55H120ZM49 55H50V58L48 59V57H49ZM56 57H55V56ZM89 55V56H88ZM103 55H104V58L106 57L107 59H105L104 60V58L102 59V62H103V60L104 61H107V63L105 62V64L104 63H102V64H100V66H102L103 64H104V66H102V67H106V65L108 64V63H110V65L111 64H113V62L115 63V61L117 60L118 62H121L122 61V63H118L117 61H116V63H118V65L119 64H123V62H124V65L122 66V65H120L121 67H119L116 63L115 64H113V67H119V69L118 68H113V67H111L110 66V68H111V70L109 71V73H110V76H108V77H112V76H114V77H112V78H115V75H119V77L118 76H116V79H114V80H112V79H110V78H108L109 79V82H108V79H105L104 80V76H103V74H101L102 73V71L104 72V70L105 71H107L108 72V70H106V68L108 67H106L104 70H102L101 72H100V69H99V71H93L95 74H94V76L96 77V73H97V77L98 78H96V79H99V77H100V79L101 80H95L94 78V76H93V73H92V71L91 70H93L94 68H92V65H93V67H94V65L95 64H97L98 63V61L100 60V58H102L103 57ZM112 55V56H111ZM4 56V57H3ZM5 56H8V57H6L5 58ZM121 56V57H120ZM68 57H70V58H68ZM75 58V59H73V58ZM83 57H87V59H88V65L86 64V63H84V62H86V60L87 59H84ZM90 57V58H89ZM111 58V57H114V58H111V59H114V61L113 60H111V59H109V58ZM127 57V58H126ZM5 58V59H4ZM46 58V59H45ZM57 58V59H56ZM62 58H66V59H62ZM68 58V59H67ZM72 58V59H71ZM125 59L126 61H127V63H125V60H120V59ZM131 58L133 59V60H137L136 62H134L133 60V62H131L132 64H130V61H131ZM136 58V59H135ZM138 58V59H137ZM7 59V60H6ZM16 59H18V60H16ZM46 60V64L44 63L45 62V60ZM58 59H60L58 62H57V60ZM81 61H80V60ZM91 59V60H90ZM109 59V60H108ZM22 61V63H25L24 65L20 62V61ZM48 60H49V62L51 63V64H53L52 66H51V64L48 62ZM55 60V61H54ZM73 60H75V61H73ZM79 60V61H78ZM85 60V61H84ZM17 61V62H16ZM20 62V66H19V64H17V63H19ZM63 61V62H62ZM65 61H67V63L65 62ZM72 63V62H75V64H71V65H68V63H70V62ZM89 61H93V63H90V68L91 69H86V70H90L91 71V73L92 74H90V73H86V71H85V69L83 68V66L86 64L88 67L87 68H89ZM95 61H97V63H95ZM101 61V60H100ZM111 61V62H110ZM12 62V63H11ZM42 63V67H41V63ZM61 62V64L62 63H66L65 65H67V66H65V65H63L62 64V66H64L65 68H66V70H70L71 71V66H72V68H74L72 71L74 72H71V74L73 73V74H76V76L74 77L75 79H78V81L81 79V77L83 78V81L82 80H80V81H82L81 83H84L85 81H84V79L85 80H87L88 79V76H91L92 77V79H91V81H90V79H89V83H92V84H89V85H92V88H94L95 86H96V89L97 90H93V89H91V86L89 87V86H87V82H85L84 84H86V87H87V90H85V85H83V84H81V85H83V86H81L79 83H78V81L77 80H73V81H75V82H77L76 83V85H80L82 88L84 87V89L82 90V88L81 89H79V87L77 88L78 90H74L73 89V87L75 86V88L77 87L76 85H74L75 84V82L73 83V82H67V83H69V84H67L66 83V81H69V80H71V79H73V76L70 74V76H72V78L70 79V76H68L69 74H67V72H66V77L63 79H59V77H58V75L59 76H62V77H64L65 76V71H64V69L62 70V71H64V73L62 72V71H60L61 73L59 74V70L60 69H62L61 67H60V69L58 70V67H57V65H60L61 66V64H58V63H60ZM5 63V64H4ZM9 63V64H8ZM14 63H16V64H14ZM48 63H49V67H48V69H47V66H46V68L44 67V64L45 65H48ZM57 63V64H56ZM81 63V64H80ZM95 63V64H94ZM100 63V62H99ZM14 64V65H13ZM23 66H22V65ZM39 64V65H38ZM55 64V65H54ZM78 64H80V70H82V72L81 71H79V73L78 74H80V75H77V72H78V70H79V68H78ZM92 64V65H91ZM126 64V65H125ZM140 64V63H139ZM27 65V66H28ZM98 65V64H97ZM109 65V64H108ZM115 65V66H114ZM133 65V66H132ZM135 65V66H134ZM136 65H137V67H136ZM7 66V67H6ZM54 66V67H53ZM68 66H70V68L68 69ZM100 66H98V67H96L95 69H97L98 70V68H100ZM129 66H130V69H132V71L136 68V74H135V72H132L131 73V71L128 69L129 68ZM29 67V66H28ZM131 67H133V68H131ZM135 67V68H134ZM11 68V69H10ZM43 68H45L46 70H45V72H43ZM50 68V69H49ZM78 68V69H77ZM53 69H56L57 71H55L54 72V70ZM84 69V70H83ZM101 69H103V68H101ZM108 69H109V67H108ZM113 69V70H112ZM117 69L118 70H120L121 72V74H119V73H117V72H119V71H117ZM37 70V71H36ZM51 70H53V71H50ZM115 70V71H114ZM129 70V71H128ZM28 71H31V72H28ZM70 71L68 72V73H70ZM76 71V72H75ZM113 71V72H112ZM117 71V72H116ZM48 72H50V73H48ZM89 72V71H88ZM100 72V73H99ZM106 72V73H107ZM116 72V73H115ZM34 73V74H33ZM42 74L43 76H46L45 78H49V76H50V79H51V83H52V86L54 85V86H56L55 88H53L51 85H48V84H50V80H48V78L47 79H44L43 77H41L42 75H38V74ZM52 73H54V74H52ZM57 73V74H56ZM84 73H86V74H84ZM109 73H108V75H109ZM140 73V74H139ZM45 74V75H44ZM48 74H49V76H48ZM51 74V75H50ZM56 74V76L54 77V79L55 80H59V82H57V83H60V80L61 81H63V80H65L67 77L69 78H67L66 80H65V82L63 81L62 83L63 84H65V85H63V87H65L66 85H68V86H70V85H72V83H73V87L71 86V88L73 89V90H71L70 89V87H65L66 89L68 88V90H63L64 88H62V90L60 89V87L58 88V90H57V85H59V86H62L61 84H56L55 82H53L54 81V79L52 80V78H53V76L52 75H55ZM88 74H90V75H88ZM99 74V75H98ZM102 76H101V75ZM115 74V75H114ZM35 75H38L37 77H38V84H36V82H34L35 80H37V78H35L36 76ZM64 75V76H63ZM85 76L86 75V78L85 77H83V76ZM104 75H106L105 74V72H104ZM127 75V76H126ZM130 75V76H129ZM138 75H140V76H138ZM39 76H40V79H39ZM51 76H52V78H51ZM122 76V79H124L123 80V82H119V80H121V77ZM34 77V79H32ZM94 77V78H93ZM102 77H104V78H102ZM107 77V76H106ZM117 77H118V79H117ZM123 77H125V78H123ZM136 77H137V80H136V82L134 83H132V81L133 80H135L136 79ZM42 78H43V80H42ZM57 78V79H56ZM61 78V77H60ZM142 80H141V79ZM31 79V80H30ZM102 79H103V83L102 84H104V86H106V85H108V86H106V88H110V89H105V88H103L102 86H101V84H100V82L99 81H102ZM3 80H4V82H3ZM34 80V81H33ZM42 81V82H40V81ZM45 80V81H44ZM47 80V81H46ZM96 81V83L97 82H99L97 85L96 84H94L95 82H93V81ZM112 82H111V81ZM116 80H118V82L116 81ZM79 81V82H80ZM105 81V82H104ZM115 83H114V82ZM122 81V80H121ZM126 81V82H125ZM128 81H130L129 83H130V86H134V88L133 89H135V90H132V89H130L129 90V87H128V91H126L125 90V88H124V90L123 91H125V92H122L121 91V89H118V88H114V85L113 84H117V85H115V86H119V88L121 87L120 85H122V86H124V84L123 83H125V85L127 84V82ZM8 82V83H7ZM40 82V83H39ZM46 82H48V83H46ZM117 82V83H116ZM138 82V83H137ZM143 82V83H142ZM33 83H35L34 85H37L38 87L36 88L35 86H33ZM54 83V84H53ZM107 83V84H106ZM111 83V84H110ZM113 83V84H112ZM129 83L126 85V86H124V87H127V86H129ZM136 83H137V86H138V88H139V86L141 87L140 89H141V91H140V89H139V91H138V88H137V86H136ZM141 83V84H140ZM22 84V85H21ZM25 84H26V86H27V84H28V86H27V88L26 87H23V86H25ZM133 84V85H132ZM42 85V86H41ZM44 85V86H43ZM46 85V86H45ZM93 85H95V86H93ZM145 87H143V86ZM19 86V87H18ZM40 86V87H39ZM110 86H113L112 87V89H111V87ZM136 86V87H135ZM30 87H32V91H31V88ZM43 87V88H42ZM48 87V88H47ZM51 89H50V88ZM98 87H99V90H98ZM101 87V88H100ZM143 87V88H142ZM147 87V88H146ZM16 88V89H15ZM23 88H25V90L23 89ZM39 88V89H38ZM122 88V87H121ZM29 89V90H28ZM60 89V90H59ZM89 89V90H88ZM91 89V90H90ZM95 89V88H94ZM102 89V90H101ZM103 89H105V90H103ZM115 89V90H114ZM119 91H118V90ZM123 89V88H122ZM127 89V88H126ZM142 89H144V90H142ZM38 90V91H37ZM31 92L32 93V98L34 99V97L36 98V100H38L37 102L35 101V99L34 100H32L31 102H30V99H31V97H30V95H28V92ZM120 91H121V93H120ZM138 91V92H137ZM143 91L144 92H146V94L144 95V93H143ZM180 91V90H179ZM182 91V90H181ZM23 92V93H22ZM128 92V93H127ZM141 92H142V94H141ZM25 93V94H24ZM31 93H29V94H31ZM34 93H36V94H34ZM107 93V94H106ZM138 93V94H137ZM155 95H157L158 94V96L157 97H153V94ZM169 93H174V92H169ZM176 93V92H175ZM16 94V95H15ZM26 94H27V96H26ZM121 95L122 96V94H125V96L123 95L122 96V98L124 97V98H126V97H128L129 99H127L126 98V101L124 100V98L122 99L121 97V99H122V101L120 100V98H119V96L118 95ZM139 94H141V96L142 97H144V98H148V97H145V96H147V94H150L151 96H149L150 98H149V101L147 102V103H145L144 104V102H146L145 100H147V99H145L144 101H142V99H144V98H139V99H141V100H139L138 99V97L140 96ZM181 94H183L182 92L180 93V92H177V95L179 96V98L181 99V101L183 100V96H185L184 94L183 95H181ZM33 95H34V97H33ZM45 95V96H44ZM127 95V96H126ZM138 95V97H136ZM181 95V96H180ZM39 96V97H38ZM72 96V97H71ZM118 98H117V97ZM168 96H169V94H168ZM168 96H166V97H168ZM28 97H30V98H28ZM132 97H133V99H132ZM173 97V96H172ZM17 98V99H16ZM38 98V99H37ZM117 98V99H116ZM170 98V97H169ZM178 98V100H179V106H183L184 105V100L182 101V103H181V101H180V99ZM29 99V100H28ZM43 99V100H42ZM151 99V100H150ZM163 99H161L162 100V102H161V100L159 101V102H161V103H165V102H163L164 100ZM172 100L174 99V97L173 98H171ZM45 100V101H44ZM119 101V102H117V101ZM129 100V101H128ZM130 100H131V102H132V104L130 103ZM137 100H138V102H137ZM12 101V102H11ZM29 101V102H28ZM120 101H121V103H123L124 101H125V103H124V105L122 104V106H121V108L120 107H118L119 106V103H120ZM136 101V102H135ZM139 101H142V102H140V103H142L143 104V106H142V110H141V104L139 103ZM155 100H153V104H155V102H154ZM166 101V100H165ZM167 101H169V99H167ZM166 101V102H167ZM8 102H9V104H8ZM11 102V103H10ZM24 102V103H23ZM35 102H36V104L39 106V105H41V106H39V109H38V106H35ZM41 102H43V103H41ZM45 102V103H44ZM115 102V103H114ZM117 102V103H116ZM127 102H129V103H127ZM158 102V103H159ZM26 103V104H25ZM31 103V104H30ZM121 103H120V105H121ZM43 104V105H42ZM44 104H46V105H44ZM71 104V105H70ZM152 104V105H153ZM24 105V106H23ZM34 105V106H33ZM113 105H114V107H113ZM118 105V106H117ZM31 106V107H30ZM57 106V107H56ZM72 106V107H71ZM112 106V107H111ZM133 106V107H132ZM140 108H139V107ZM146 106H147V108H146ZM148 106H150V107H148ZM181 106V107H182ZM8 107V108H7ZM19 107V108H18ZM40 107H43L42 108V110H41V108ZM59 107V108H58ZM75 107V108H74ZM123 107V108H122ZM146 109V112H145V109ZM184 107H185V105L182 107V110H184ZM29 108V109H28ZM66 108V109H65ZM73 108V109H72ZM151 108H153V112L155 113V115H157L156 117L155 116H153L154 114H152V117H154V118H151L152 120L153 119H155V120H157L158 118V116H159V119L163 116L164 118H165V122H164V118H161V120L163 121V124L161 123V121H159L158 122V120L155 122V120H153L155 123L153 124V122H152V120L150 119V112L149 111H151L152 109ZM32 109V110H31ZM110 109L111 110H114L112 113L110 112ZM118 109L120 110V112H122V113H120V112H118ZM122 109V110H121ZM139 109H140V112H138L139 111ZM178 109H179V111H177V113L179 112V114L181 113V108L180 107H178ZM11 110V111H10ZM25 112H24V111ZM31 110V111H30ZM35 111V113H34V111ZM40 110L41 112L39 113L38 111ZM149 110V111H148ZM8 111V112H7ZM19 111H20V113H19ZM28 111V112H27ZM44 111H47L48 113H46V112H44ZM57 111V112H56ZM70 111V112H69ZM74 111V112H73ZM116 111V113L114 114V112ZM141 111H142V113H141ZM11 112V113H10ZM18 112V113H17ZM43 112V113H42ZM55 112V113H54ZM62 112V113H61ZM65 112V113H64ZM69 112V114H66V113H68ZM152 112V111H151ZM172 112V111H171ZM183 112V111H182ZM42 113V114H41ZM45 113V114H44ZM50 113H52V114H50ZM54 113V114H53ZM71 113H72V115H71ZM92 113V114H91ZM118 113H120L121 115H119ZM146 113V114H145ZM58 116L59 114V117L61 116V120H62V118H63V120H66L65 122H73L74 120H76L75 121V123L74 124H72V123H70V125L72 124V131L70 132V130H69V128L71 127L69 124H66L65 126H63L62 124L61 125H59L62 121L56 116V115ZM64 114V116L66 117H64V116H62ZM112 114V116H111V118H109L110 117V115ZM116 114H118V116H115ZM138 114H139V116H138ZM141 114H142V116H141ZM169 114L170 113H168L167 112V116H169ZM15 115V116H14ZM39 115H41V116H39ZM71 115V116H70ZM123 115V116H122ZM137 115V116H136ZM147 115H149V120H151V121H147L146 120V118L148 119V117H144V116H147ZM165 115V116H166ZM57 118H56V117ZM74 116V117H73ZM124 116H125V120H124V122H122L123 121V118H124ZM21 117V118H20ZM44 117V118H43ZM70 117V118H69ZM71 117H73V118H76V119H71ZM115 117V118H114ZM122 118L121 120H120V118ZM127 117V118H126ZM135 117V118H134ZM136 117H138V119H139V121L140 120H142V122H144L145 121V123H142V124H140V122H139V125H136V123H135V125H134V122H137L136 121ZM78 118V119H77ZM99 118V119H98ZM117 118H119V119H117ZM144 118H145V120H144ZM26 119V120H25ZM57 119H59V121H61L60 123L58 122V121H56ZM117 121H120V122H122L123 124H121L120 122H116V120ZM129 119H131V120H129ZM132 119L134 120V121H132ZM46 120V121H45ZM82 120V121H81ZM87 120V121H86ZM167 120V121H166ZM56 121V122H55ZM78 121V123H76ZM84 121V122H83ZM130 121H131V123H130ZM37 124H36V123ZM57 122L59 123V124H57ZM80 122V123H79ZM82 122V123H81ZM105 122V123H104ZM109 122V123H108ZM146 122H149V123H151V124H147ZM32 123H34V124H32ZM48 123V124H47ZM49 123H51L52 125L50 126V124ZM54 123H56L57 124V126H53V124ZM64 123V122H63ZM95 123V124H94ZM100 123H101V125H100ZM103 123V124H102ZM116 123V127H111L112 125H114ZM117 123H119L118 125H117ZM126 123H129V124H126ZM30 124H32V125H34L35 126V124L37 125L36 126V129L34 130L32 127H34V126H32V125H30ZM40 124V126H42V127H44V128H42L43 129V131L48 127V125L50 126V127H48V129L49 128H51V129H49L50 130V134L48 135L47 134V131H46V136H47V140H45L44 138H46V136H45V134H44V138L40 135V133L41 132H34V131H42L41 129L39 130V128H41V127H39L38 125ZM42 124V125H41ZM78 124V125H77ZM87 124V125H86ZM106 124H107V127H106ZM127 125V126H124V125ZM134 126H133V125ZM137 124H138V122H137ZM18 125H19V129H18ZM46 126V128H45V126ZM58 125L59 126H63V127H59L58 129L56 128V127H58ZM67 125H68V128H66L67 127ZM76 125V126H75ZM82 125H86V126H84V128L85 129H88V131L87 130H83V131H85V132H83L82 130V132L84 133V134H81V131H80V129L81 128H83V126ZM98 125H100V126H102V127H106L107 129H105V131L107 132V130H108V126H110L109 128H112L113 129V131H115V133L118 135V138L116 137L117 135L114 133V132H112V131H109L108 130V134L106 135V132H105V135H104V128L103 129H101V128H99L98 127ZM103 125H105V126H103ZM124 126V127H127L126 128V130H125V128H120V126ZM130 125H131V127H130ZM30 128H32V129H30ZM78 126V127H77ZM80 126H82L81 128H79ZM88 126V127H87ZM136 126H138V127H136ZM139 126H141V127H139ZM161 126V127H160ZM53 127H54V129H53ZM74 127H76V129H78V130H76ZM89 127H92L91 129H89ZM98 127V128H97ZM133 127H135V128H133ZM17 128V129H16ZM23 128V129H22ZM35 128V127H34ZM61 128H64V130H65V133H64V130L63 129H61ZM93 128L95 129V130H93ZM97 128V129H96ZM115 128V129H114ZM119 128V129H118ZM129 128H131V129H129ZM151 128V129H150ZM154 128V129H153ZM167 128V127H166ZM9 129V130H8ZM16 129V130H15ZM56 129H57V131H59L60 132V130H61V133L60 134H58L59 132H57V135L55 134L56 133ZM121 132V133H119L118 132V130ZM128 129V130H127ZM141 129V130H140ZM143 129H145V134H142V130ZM9 132H8V131ZM12 130V131H11ZM17 131V130H19V131H17L18 133H15V131ZM34 130V131H33ZM48 130V131H49ZM54 130V131H53ZM66 130H69V131H66ZM96 131V132H98L97 134H95L94 132V134L96 135V137H94L95 139H92V141H91V136H92V134L93 133H91V132H89V131ZM98 130V131H97ZM99 130H103L102 132L100 131L99 132ZM124 130H125V132H124ZM139 130H140V132H139ZM160 130H163V132L162 131H160ZM13 131H14V133H13ZM32 131V132H31ZM45 131H44V133H45ZM51 131H53V132H51ZM78 133H77V132ZM130 131H131V133H130ZM144 131V130H143ZM158 131V132H157ZM160 131V132H159ZM3 132V133H2ZM10 132H11V134H10ZM23 132V133H22ZM75 132V134L76 135H74L73 136V133ZM110 132H112V134L114 133L115 135H114V137H116V139L118 140V142H117V140H115V138L112 136V134H110ZM147 132L149 133V134H147ZM156 132H157V135H158V133H160L159 134V136H156L155 134H156ZM22 135H21V134ZM35 133H39L38 134V136L39 137H42L41 139H44V140H40V143H38L39 141L37 140L39 137L38 136H36L37 134H35ZM43 133V132H42ZM68 133V134H67ZM70 133V134H69ZM72 133V134H71ZM87 133V135H86V137H84L85 136V134ZM91 134V136H89V134ZM127 134V135H125V134ZM155 135L154 136V138H153V135ZM161 133H162V136H161ZM4 134V135H3ZM5 134H8L7 136L5 135ZM13 134V135H12ZM17 134V135H16ZM56 135L55 137L53 136V135ZM65 135V136H62V135ZM67 134V135H66ZM94 134H93V136H94ZM110 134V136H109V138H108V135ZM119 134H122V135H119ZM123 134L125 135V136H123ZM134 134V135H133ZM166 134V133H165ZM15 135V136H14ZM72 135V136H71ZM77 135H79L78 137H80V138H82V136H83V138L81 139V140H83V141H80L79 139L80 138H78L77 139ZM106 136V137H104V136ZM131 135L133 136V138L131 137ZM139 135V136H138ZM146 137H145V136ZM151 135H152V137H151ZM4 137V139H2L3 137ZM9 136V137H8ZM19 136H23V137H20L19 138ZM48 136H50V138L48 137ZM61 136H62V138H61ZM69 136V137H68ZM121 136H123V137H121ZM130 136V138H128ZM27 139H26V138ZM61 138V140H63L64 141V146L65 145H67L66 144V142L67 141H69V143H68V146H69V144L71 143V145H72V148L74 147V150L70 147H68V149L70 150V149H72V150H70L69 152H68V150H67V148H66V146H65V148H64V146L60 143V138ZM67 137V138H66ZM127 137V138H126ZM147 137H149V138H147ZM151 137V138H150ZM8 138H9V140H8ZM49 138V139H48ZM63 138H65L66 139V141L63 139ZM69 138V140H67ZM90 138V139H89ZM97 138L99 139L98 141H100L99 143H100V145H98V143L96 144V143H92L91 144V142H94L95 140H96V142H97ZM104 138V139H103ZM105 138H107L106 140L107 141H109V142H105V144L106 143H108L107 145H110L109 147H110V149L112 148V149H115V151L113 150V151H111L110 149H109V147H107V149H105V148H102L103 146L105 147V146H107V145H105L103 142L105 141ZM114 138V139H113ZM9 141H7V140ZM12 139V140H11ZM20 141H18V140ZM20 139H22V141L20 140ZM26 139V140H25ZM59 139V140H58ZM73 140V142H72V140ZM87 139H89L88 141H87ZM102 139H103V141H102ZM109 139V140H108ZM124 139V140H123ZM128 139H129V142H128ZM134 139H135V141H134ZM17 140V141H16ZM49 140V141H48ZM71 140V141H70ZM94 140V141H93ZM110 140H112V141H110ZM133 141L132 143L130 142V141ZM4 141V142H3ZM38 141V142H37ZM42 141L45 143L46 141H48L47 143H45L44 145H46L47 144V146H50V145H54V147H55V151H52V150H54V149H52V150H49L50 148H46V147H42ZM75 141V142H74ZM91 141V142H90ZM113 141H116L117 143H120V144H118L117 146V148L115 147L114 148V146H116V142H113ZM120 141H122V142H120ZM124 141H125V143H124ZM126 141H127V144H126ZM152 141V142H151ZM19 142V143H18ZM22 142H24L25 144H23ZM49 142L51 143L50 145H48L49 144ZM56 142L58 143V144H56ZM82 142V143H81ZM85 144H84V143ZM88 142V143H87ZM111 142V143H110ZM31 146H29V148H28V144ZM53 143H55L56 145H58L57 147L55 146V144H53ZM63 143V142H62ZM91 144V146H89L90 144ZM103 143V144H102ZM122 143V144H121ZM126 144L128 147H126V149H125V146H124V144ZM128 143H131V144H128ZM136 143V144H135ZM20 144V145H19ZM25 145V146H22V145ZM74 144V145H73ZM88 146H87V145ZM96 144V145H95ZM114 146H113V145ZM60 145H61V148H60ZM78 145V146H77ZM82 145H83V148H82ZM97 145L99 146L98 147V149H97ZM101 145H102V147H101ZM135 145V146H134ZM139 145V147H136V146H138ZM21 146V147H20ZM63 146V147H62ZM83 149H81L80 147ZM85 146V147H84ZM87 146V147H86ZM94 146H95V151L92 149V151H91V147H93L94 148ZM113 146V147H112ZM120 146V147H119ZM132 146V147H131ZM39 147L40 148H42V149H39ZM77 147H79V149L77 148ZM88 147H90V148H88ZM123 147V148H122ZM129 147H131L132 149L134 148V150H136V152L139 154H137L135 151H133V150H131L130 149V151H128L129 150ZM21 148V149H20ZM47 150H46V149ZM62 148H64V149H66L67 150V156H66V153H64V151L66 152V150H63ZM75 148H77V150H78V154L80 153H82L83 152V154H77V150L75 149ZM84 148H86V149H84ZM119 148H121V149H123L122 150V152H121V154H120V151H118V154L117 153H115V152H117V150L119 149ZM135 148H138V149H135ZM17 149H20V150H22V151H20V150H18L17 151ZM24 149V150H23ZM29 149V150H28ZM38 149V150H37ZM81 149V150H80ZM99 150V151H97V150ZM100 149H101V152H100ZM103 149L104 150H106V153L108 152H110L109 154H111V156L109 157V155H108V153H107V158L109 157V158H113V159H111V161L110 160H107V161H110V162H106V156L104 157V155H105V151H103ZM9 150H10V152H9ZM13 150V151H12ZM43 152V154L41 153V151ZM44 150V151H43ZM51 151V154L49 153V151ZM58 150H61V152L60 153H62L61 154V156L63 157V159H62V157L60 158V157H58L59 155H60V153H59V151ZM80 150V151H79ZM85 150V151H84ZM86 150L88 151V152H86ZM120 150V149H119ZM126 150V152H124V153H127L126 155L130 158H128L127 156L125 157L124 156V153H123V151H125ZM19 151L20 152H22V153H19ZM24 151V152H23ZM46 151H48V154H46L47 152ZM63 151V152H62ZM71 151H74V152H76V153H72L71 154ZM89 151L91 152L90 154H89ZM97 151V152H96ZM134 153H133V152ZM4 152V153H3ZM8 152V153H7ZM15 152V155L13 154ZM25 152H27L29 155H26L25 156V154H27V153H25ZM31 152V153H30ZM44 152H45V154H44ZM97 153V154H94V153ZM99 152H100V154H99ZM170 152V151H169ZM168 152V153H169ZM3 153V154H2ZM41 153V154H40ZM88 153V154H87ZM104 153V154H103ZM113 153V154H112ZM135 153L137 154L134 158H132V156H134L135 155ZM167 153V152H166ZM166 153H165V157H166ZM167 153V154H168ZM172 153L173 152H171V154H168L167 156H169V157H171L172 156ZM40 154V155H39ZM68 154H71V157L69 156V158H71V159H67L66 160V158L64 159V156L65 157H68ZM85 154V156L83 157V155ZM87 154V155H86ZM103 154V155H102ZM174 154V153H173ZM5 156V158H3L4 156ZM19 155V156H18ZM42 155V156H41ZM47 155H48V157H47ZM49 155H52L51 157L49 156ZM94 155H98V156H103L102 158L103 159H101V161L103 160V162H105V167L103 166V164L101 163V161L98 159L99 157H94ZM119 155H121V156H119ZM156 158H155V156L153 157L154 158V160H156V161H152L153 160V158L151 159V157L149 156H147L148 158V160H145V162L144 163H147L146 161H148L149 162V164L147 163V165H146V169L148 168L147 166H149L150 164L151 165H154L155 166V168H156V170L158 171V172H164V171H166L165 172V176H166V178H167V175L169 176V177H171V179L173 180V177H174V179H175V176H177V175H175V174H172V173H170L169 171H167L168 169H167V167L168 166H166L165 165V167H166V170L165 169H163L162 171H161V168L162 167H160V165L161 164H165V162H164V160H163V162H159V160H161V159H163V158H159V156H158V154H157V152H156ZM3 156V157H2ZM8 156V157H7ZM18 156V157H17ZM29 156V157H28ZM44 156V157H43ZM79 156H81V157H83V158H87L86 160L85 159H83V160H85V161H83L82 159H81V157L79 158ZM114 156H116L115 157V160H114ZM117 156H119L120 158L123 156V158H121L122 160H124L123 162H125L126 164H124L123 162H121L122 160L121 159H119V161L117 160V158H119V157H117ZM47 157V158H46ZM56 157H57V159H56ZM72 157H75V158H73L74 159V162H75V165H74V162H73V159H72ZM91 157V158H90ZM157 157H158V159H157ZM2 158L4 159V160H2ZM76 158L77 159H79V161H81L82 163L84 162L85 164L84 165H82V166H84V167H81V164L80 163H78V161L76 160ZM93 158H95V159H93ZM105 158V159H104ZM138 158H139V160H138ZM150 158V159H149ZM29 159V160H28ZM81 159V160H80ZM88 159H90V160H88ZM93 159V160H92ZM128 159H129V161H128ZM131 159H133V160H135L134 161V164H135V162H137L136 163V165L133 167V164L131 165V163H130V161H131ZM137 159V160H136ZM168 159V158H167ZM6 160V161H5ZM64 160H66L67 161V164H66V161L64 162ZM70 160V161H69ZM72 160V161H71ZM105 160V161H104ZM117 160V161H116ZM121 160V161H120ZM132 160V161H133ZM150 160V161H149ZM25 161V162H24ZM44 161V162H43ZM57 161H58V163H57ZM77 161V162H76ZM100 161V162H99ZM152 161V162H151ZM162 161V160H161ZM46 162V163H45ZM60 162V163H59ZM63 162V163H62ZM70 162H73V163H70ZM88 162V163H87ZM114 162H116V163H123L124 165V171H123V168H120V165L121 164H117L118 166H119V168L124 172V173H126V174H124L123 176H122V171H120L119 169H118V171H117V168L118 167H116V165H115V163ZM128 162V163H127ZM153 162H155V163H153ZM183 163L185 162L184 160L182 161ZM181 162V163H182ZM190 162V161H189ZM189 162H187L186 163V166H188L190 163ZM61 163H62V165H61ZM65 163V164H64ZM87 163V164H86ZM106 163H107V166H108V168L106 167ZM130 163V164H129ZM70 164V165H69ZM98 164V165H97ZM100 164H102V165H100ZM100 165V166H99ZM126 165H128V166H126ZM140 165H142L141 163H140ZM184 165H185V163H184ZM70 168H68V167ZM94 166H97V167H95L94 168ZM101 166H102V169L103 170H100L101 169ZM123 166H121V167H123ZM131 166L133 167V169L131 168ZM164 166V165H163ZM190 166H192V164H190ZM100 167V168H99ZM79 168H81V169H84V170H82V172L83 173H85V171L87 172L88 170L89 171H91V170H93L94 169V172H92L93 174H94V177L92 178V179H87V180H92L91 182L92 183H95V186H94V184L91 186V189H90V186H89V184H92L90 181H88L89 182V184H88V186H86V184H87V180L85 179L86 177L84 176V175H86V174H89V173H85L84 175L83 174H78L77 175V173H76V171L79 169ZM92 168V169H91ZM96 168H99V170L98 169H96ZM105 168V169H104ZM130 168V169H132V171H134V173H136V174H138V170L139 169H134V168H140V170L141 171H139L140 172V175H141V177H139V175H136V174H132V175H134V180H133V177H132V175H131V179L133 180V181H135V182H133L132 180H129L127 177H128V173L130 174V172H131V170L129 171V172H125V171H128V169ZM164 168V167H163ZM14 169V170H13ZM81 169L79 170L80 172H81ZM97 171H96V170ZM110 169V168H109ZM108 169V170H109ZM116 169V170H115ZM6 170V171H5ZM137 172H136V171ZM69 171V172H68ZM88 171V172H89ZM79 172V173H80ZM96 172V173H95ZM98 172H100L101 174H105V175H101V174H99ZM108 172V171H107ZM106 172V173H107ZM146 172V171H145ZM75 173H76V176H74L75 175ZM110 173H108V174H110ZM116 173H118V174H120L121 173V177H119V175L117 174V176L119 177V179H121V180H123V182H120L121 180H119L118 178H117V176H116ZM147 173V172H146ZM145 173V174H146ZM167 173V174H166ZM3 174V175H2ZM40 174V175H39ZM57 176H55V175ZM93 174H92V176H93ZM95 174H96V176H95ZM98 174V175H97ZM60 175H62V176H60ZM66 175V176H65ZM83 175V176H82ZM90 175V177H91V174H89ZM89 175H88V177H89ZM99 175L100 176H102V179L99 177ZM136 175V176H135ZM175 175V176H174ZM78 176H81V177H78ZM87 176V175H86ZM127 176V177H126ZM38 177V178H37ZM41 177V178H40ZM56 177V178H55ZM58 177H60V178H58ZM74 177H75V181L74 180H72V179H74ZM78 177V180L80 179V182L82 181V179H85L84 181L85 182H81V184L82 183H84L85 184V186H86V188H83V189H85V190H81L82 192H84V193H89L88 191H87V188H88V190L90 189V190H92L93 191V189L95 190V192H96V195L93 193V195H90V194H92V192L89 194L90 196H91V198H90V196L89 195H87L88 196V198L87 197H85V195H84V193L82 194L81 193V191L80 190H78V189H80L81 188V184H79L80 182L76 179ZM97 177V179H98V177L100 178L99 180H102V182L101 183H98V182H100V181H98L97 179H95ZM125 177V178H124ZM168 177V178H169ZM52 178V179H51ZM68 178V179H67ZM104 178V179H103ZM129 180V182H132V183H129V182H127L126 183V185L127 184H132L131 186H129V185H123L125 182H126V180L127 179ZM24 179H25V181H24ZM54 179V180H53ZM55 179H56V181H55ZM111 179V180H110ZM21 182H20V181ZM35 180H37V181H35ZM39 180H40V182H39ZM42 180V181H41ZM50 180V182L53 184V185H51V183L50 182H48ZM65 180H67V182L65 181ZM71 181V182H69V181ZM76 180H77V183L76 184H78V185H75V182H76ZM93 180L95 181V182H93ZM96 180H97V182H96ZM127 180V181H128ZM139 181H140V179H138ZM137 180V182H136V184L134 185L135 187H138V185H140V184H137V183H139V181ZM21 183H19V182ZM54 181V182H53ZM57 181H58V183H57ZM59 181L61 182V184L59 183ZM64 181H65V183H67V184H65L64 185ZM175 181H176V179H175ZM28 182H29V184H28ZM33 182H35V183H33ZM37 182V183H36ZM68 182L69 183H71V185H72V187L74 186V187H76V190H75V188H74V190H73V188L71 187V185L70 186H68V187H66V185H68ZM3 183H6L5 185H3V186H1V184H3ZM12 183V184H11ZM39 183H42L43 184V186H44V191H42V189L41 188H43V187H41L42 186V184H39ZM63 183V184H62ZM96 183H98V184H100V186L99 185H96ZM20 184V185H19ZM22 184H24V186H21ZM37 184V185H36ZM39 184V185H38ZM48 184H49V186H48ZM61 185V186H58V187H56V188H60L61 189V192H60V189H59V191H57L56 190V188L54 187V185L56 186V185ZM74 184V185H73ZM105 184V183H104ZM105 184V185H106ZM31 187H30V186ZM41 185V186H40ZM101 185L103 186V188L101 187ZM109 185V186H108ZM9 188H8V187ZM12 186H13V188H12ZM32 186H34L36 189H37V191H39V188L41 189V191L40 192H43V193H45V191L47 190L48 192H49V190H50V192H51V194H50V192L48 193L47 191H46V193H48V194H46L45 193V197H48V198H44L43 197V193H40L41 195H42V197H41V195L40 194H38V192H36V191H34V190H36V189H34V187H32ZM36 186H38V187H36ZM54 187L55 188V190L57 191V193L59 192L60 194H61V196H62V198H63V194L65 193V196H64V198H63V201H62V199H61V201H60V199L59 198H61V197H59V195L60 194H57L58 195V199H59V201H57L58 199H56V197H55V199H54V188L52 189V188H50V187ZM82 186H84L83 184H82ZM98 186V187H97ZM124 186L126 187V188H124ZM157 186L159 187V185L157 184V185H154V188H155V190L157 191V193L159 194V199H160V201H161V203L163 202V204H165V202L167 203V200L165 201V198L162 196V192H160V191H162L163 189L160 187V188H158L157 189ZM3 187H7V189L4 191V189L5 188H3ZM15 187V188H14ZM24 187H26V188H24ZM64 187H65V189H64ZM70 187H71V189H70ZM77 187H79V188H77ZM92 187H93V189H92ZM97 187V189H95ZM115 187H118L119 188V191L121 190H123V192H119V191H117V189L118 188H116L115 189ZM132 187V188H131ZM140 187V186H139ZM138 187V188H139ZM23 188V189H22ZM30 188H31V190L32 191H34V192H36L38 195H34V192H32L31 190H30ZM46 188H48V189H46ZM123 188V189H122ZM131 188V189H130ZM13 189V190H12ZM18 189V190H17ZM52 189V190H51ZM68 189H70L71 191H69V192H71V193H69L68 192ZM113 189H115V191H113ZM215 189V188H214ZM12 192H11V191ZM16 190V191H15ZM63 190V191H62ZM65 190V191H64ZM72 190L74 191V193H76V191H77V194H75V196H74V193L72 192ZM89 190V191H90ZM19 191V192H18ZM21 191V192H20ZM22 191H25L24 193L22 192ZM53 191V192H52ZM108 191V190H107ZM127 191V190H126ZM129 191V192H130ZM135 191V190H134ZM134 191H132V195H133V193H134ZM136 191H137V189H136ZM159 191V192H158ZM8 192V193H7ZM68 192V193H67ZM79 192V193H78ZM114 192V193H113ZM5 193V194H4ZM52 193H53V195H52ZM115 193H116V195L118 194V196H116L115 195ZM119 193H121L120 195H119ZM162 193V194H161ZM177 193V192H176ZM3 194V195H2ZM50 194V195H49ZM70 194V198L69 199H67V196ZM71 194H72V196L76 199H74L72 196H71ZM81 194V195H80ZM130 194H131V192H130ZM135 194V193H134ZM5 195V196H4ZM19 195V196H18ZM31 197H30V196ZM48 195V196H47ZM57 195H55V196H57ZM67 195V196H66ZM111 195V194H110ZM175 193L173 194V196L172 197H174L175 199H176V197H178V196H176L175 197ZM5 198V199H8L9 198V196H11L10 198H9V200H7L8 201V203L7 204H9V206L7 205V204H5L4 206H3V204L4 203H6L4 200L5 199H3V197ZM8 196V197H7ZM25 196V197H24ZM38 196V198H39V196H40V202H38V198H37V200H35L36 199V197ZM50 196V197H49ZM76 196H78V197H76ZM81 196V197H80ZM93 196V197H92ZM94 196H96V197H94ZM65 197H66V199H65ZM69 197V196H68ZM71 197H72V199H74L75 200V202H74V200H72L75 204H73V202H67V200L68 201H71L70 199H71ZM104 197H103V199L102 200H100L101 202L104 200L105 201V199H104ZM133 197H134V195H133ZM13 199V201H12V199ZM17 198H18V201H17ZM22 198H24V200L22 199ZM42 198H44V201L46 200V199H48V200H46V202L45 203H43V199ZM50 198V199H49ZM78 198V199H77ZM83 198V199H82ZM85 198V199H84ZM91 199V200H88V201H92L91 203L89 202L88 203V201H87V199ZM94 198H96L95 199V201L94 200H92V199H94ZM22 201V204L19 202L20 200ZM26 199V200H25ZM54 199V200H53ZM80 199H81V201H80ZM123 199L124 198H122V201H123ZM129 198H127V200H125V202L126 203H132V201L134 200H132L131 199V201H130V199L128 200ZM2 200H3V203H2ZM35 200V201H34ZM79 200V201H78ZM84 200V201H83ZM116 200V201H117ZM121 200V199H120ZM38 202V204H37V202ZM50 201V202H49ZM98 201H96V203H94L93 205L91 204V205H89L88 207H93V208H97V206L99 205L98 203ZM103 201V202H104ZM128 201H130V202H128ZM26 202V203H25ZM43 203V205L44 206H42V204L40 205L39 203ZM49 202V203H48ZM54 202H55V204H54ZM57 202H59V204L57 203ZM118 203V205L121 203V201H120V203H119V200L117 201ZM25 203V204H24ZM48 203V204H47ZM53 203V204H52ZM61 203V204H60ZM109 204V206L111 205V206H114V207H111L110 206V209L112 208V210H116V209H118V208H115V206L116 207H118L117 205H113V204ZM52 204V205H51ZM68 204V205H67ZM70 204H71V206H70ZM84 204H87V205H84ZM95 204H97L96 206H95ZM114 204H116V202L114 203ZM2 205V206H1ZM26 207H25V206ZM38 206V208H37V206ZM40 205V206H39ZM81 205V206H80ZM35 206V207H34ZM70 206V207H69ZM84 206V207H83ZM128 206V205H127ZM19 207V208H18ZM42 207V208H41ZM46 208V209H44V208ZM52 207V208H51ZM53 207H55V208H53ZM63 209H62V208ZM72 207V208H71ZM41 208V209H40ZM50 208H51V210H50ZM58 208V209H57ZM59 208H61V210L59 209ZM80 208H81V210H80ZM115 208V209H114ZM191 208H194V209H192V210H194L195 211V207H193V206H191ZM25 209V210H24ZM53 209V210H52ZM0 210V211H1ZM57 211L58 210V212L61 214V216L63 215L60 211H62L63 210V213H64V210H65V213H66V215L65 216H60V214L58 215L57 214V212L55 213L54 211ZM50 211V212H49ZM81 211H82V213H81ZM53 212H54V215H56L55 217H54V215H53ZM74 212V213H73ZM76 212V213H75ZM79 213V214H78ZM115 213V215L116 216H118V217H121V214L119 213L118 214V212H117V210L114 212ZM118 215H117V214ZM125 214V213H124ZM2 215V216H1ZM28 215L30 216V218L28 217ZM36 215V216H35ZM127 215V214H126ZM126 215H123L122 214V217L119 219V218H116V216L114 217L115 218V221L117 222V224H118V221L116 220V219H118V220H120L119 222H121V220L123 219V221L125 220V218H126ZM18 216V217H17ZM27 216V217H26ZM53 216V217H52ZM59 216V217H58ZM70 216V215H69ZM75 216V217H74ZM77 216V217H76ZM125 216V218H123ZM29 218V220L30 221H27L26 219H21V218ZM63 217H64V219H63ZM72 217V216H71ZM60 218V219H59ZM62 218V219H61ZM5 219V220H4ZM17 219H19V221L17 220ZM22 221H21V220ZM99 219V218H98ZM97 219V220H98ZM10 220V221H9ZM26 220V221H25ZM56 220V221H55ZM65 220H66V223L68 224V227H65V225H67L66 223H65ZM79 220V221H80ZM30 222V224L29 223H26L25 224V222ZM31 221H32V223H35V224H33L32 226H31ZM102 220L100 219V220H98V224L96 223V225H93V227L94 228H96V229H94L93 227H91V226H89V228H88V230L90 229V227H91V229H93V230H97V228L99 229L100 228V230L104 227H102L101 228V226H102V222H101ZM3 222V223H2ZM7 222V223H6ZM22 222H23V224H22ZM36 222H38L40 225H41V227H43V228H41L40 227V225L37 223L36 224ZM82 222H84V221H82ZM99 222H101L100 224V227L99 226H97V225H99ZM15 223H17V225L15 224ZM18 223H21V224H18ZM25 224V225H24ZM28 224H29V226H28ZM51 226H50V225ZM104 225H105V223H103ZM16 225V226H15ZM39 226V228H37V226ZM47 225V226H46ZM53 225H55V226H58L57 228H60V229H54V226ZM61 225V226H60ZM118 225H120V224H118ZM3 226V227H2ZM6 226V227H5ZM18 226V227H17ZM26 226H28L29 228H27V229H29V231L26 229ZM63 226V227H62ZM88 226V225H87ZM97 226V227H96ZM106 229H105V227L103 228V229H105V230H101V231H99V232H101V234L103 233L104 235H105V232H106V230H107V223H106ZM22 227V228H21ZM32 227V228H31ZM46 227H48V228H46ZM62 227V228H61ZM120 227V226H119ZM1 228H3V230L1 229ZM18 229V230H17ZM20 229V230H19ZM32 229V230H31ZM35 231H34V230ZM42 231H41V230ZM43 229L44 230H48V232L46 233V231H43ZM90 229V230H91ZM117 230L119 229V230H121L120 228H116ZM6 230H8V231H6ZM88 231V234L90 235V233H92V232H94V231ZM4 231H6L7 232V234H6V237H3V235H4ZM11 231V232H10ZM20 231H22V232H20ZM39 231V232H38ZM51 233H50V232ZM64 231V232H65ZM103 231V232H102ZM105 231V232H104ZM122 231V230H121ZM9 232H10V235H12V236H10L9 235ZM15 232V233H14ZM34 232V233H33ZM74 232V230H72L71 231V235H73L72 233ZM90 232V233H89ZM97 232H98V230H97ZM123 232V231H122ZM122 232H120L121 234H122ZM22 233V235H20ZM29 235H27V234ZM33 233V234H32ZM36 233H37V235H36ZM44 233H45V236H44ZM137 233H140V232H137ZM15 234H17V235H15ZM25 234V235H24ZM51 234V235H50ZM61 234H63L61 237L60 236H58V235H61ZM98 235H99V233H97ZM116 234V233H115ZM118 234V233H117ZM116 234V235H117ZM142 234V233H141ZM223 234V233H222ZM221 234V235H222ZM27 235V236H26ZM55 235H56V238H55ZM66 235V237H64L63 238V236H65ZM84 235V236H83ZM104 235H102L103 236V238H104ZM134 235V234H133ZM140 235V234H139ZM220 235V236H221ZM223 235H226V234H223ZM222 235V236H223ZM21 238H20V237ZM23 236L25 237L24 239H23ZM33 236V237H32ZM41 236H42V239H41ZM48 236V237H47ZM50 236H52V237H50ZM67 236L68 237H71V238H73V240H74V242H72L73 240H71V239H67ZM142 236V235H141ZM221 236V237H222ZM234 235L232 234H230V236L228 235V236H223V238H221V237H218V239H226V238H228V239H235V237L237 236L238 237V240H236L237 239V237H236V241H238V245H241L242 244V246H244L245 244H243V238H240V236H238V235H236L235 237H233ZM15 237H17V238H15ZM32 237V239H31V242L29 241L30 240V238ZM46 237H47V239H46ZM75 237V238H74ZM79 237V238H80ZM99 237L101 238H98V240L100 239L101 241H102V243H101V241L99 242V241H95L94 240V242L93 243H91L90 241H89V237H88V235H87V239H86V243H87V245H85V246H88V247H90V249H94V248H92L91 247V245L93 244L94 246L96 245L97 247V250H96V252L94 253V257H96V260H97V264H117L118 262V264H120L121 262H122V264H125L124 262V259L126 260V257L124 256L125 254L123 253V256L125 257H123L122 256V250L120 251L119 249H122V247L121 246H119L118 244V248H117V246L113 243H111L110 241H104L106 238H102L101 237V235H99ZM133 237H135V236H133ZM140 238V236H138V234L136 235V238ZM225 237V238H224ZM3 238H7V240H5V239H3ZM11 238H14V239H11ZM19 238V239H18ZM62 240H61V239ZM66 238V239H65ZM78 238V237H77ZM139 238L138 239H136V241L138 242V240H139ZM23 239V240H22ZM35 239H36V241H35ZM50 239V240H49ZM65 239V241L67 242V244H65L66 242L65 241H63ZM103 239V240H102ZM132 239V238H131ZM240 239H243L242 241L243 242H239L240 241ZM4 240H5V242H4ZM12 240V241H11ZM25 240V241H24ZM32 240H33V247H32V249H30L31 247H30V245L32 246ZM42 240V241H41ZM44 240V241H43ZM48 240V241H47ZM68 240H70V241H68ZM81 240V241H82ZM141 240V239H140ZM1 241H3V242H1ZM17 241L15 242V241H13L15 244L17 243ZM20 241V242H19ZM25 244H23L22 242ZM28 241V243L30 244H28V243H26ZM38 241H40V242H38ZM58 241H59V243H58ZM62 243H61V242ZM135 241V242H136ZM142 242H138L139 243V245L142 247V250H141V254H143V251H144V253H145V251H146V248H144V246L146 247V245H145V240H144V242H143V240H141ZM36 242V243H35ZM42 242V243H41ZM48 242V243H47ZM63 242H64V244H63ZM80 242V243H79ZM89 242L91 243V245L89 244ZM136 242V243H137ZM69 243V244H68ZM78 243H79V245H78ZM82 243V244H81ZM98 245H97V244ZM138 243H137V245H138ZM141 243H143V244H141ZM240 243V244H239ZM245 243V242H244ZM26 244H27V247H26ZM49 244V245H48ZM54 244V245H53ZM56 244H57V247H56ZM62 244V245H61ZM105 244H109L110 246H113V245H115V246H113V248H112V250H114V252L116 253V256L118 255V254H120V253H117L116 251H120L121 252V254H120V256L122 257H120V256H117L118 258H119V260H118V258H116L115 257V253H113L112 254V250H110L109 249V252H108V245H106V247L104 248V246L103 245H105ZM24 245V246H23ZM37 245V246H36ZM38 245H39V247H38ZM60 246V248H59V246ZM63 245H65V246H63ZM71 245H72V247H71ZM73 245H75V247H73ZM92 245V246H93ZM103 247H102V246ZM139 245H138V248L137 249H139ZM84 246V247H85ZM241 246V247H242ZM30 247V248H29ZM34 247H37L38 248V250H37V248L36 249H33ZM0 248H2V247H0ZM25 248H28L27 249V252H26V250H25ZM41 248H42V250H41ZM73 248V249H72ZM75 248V249H74ZM99 248V249H98ZM111 248V247H110ZM145 250H144V249ZM23 249L25 250V251H23ZM32 250L31 252H30V250ZM40 249V250H39ZM44 249V250H43ZM51 249V250H50ZM64 249H65V251H68V252H65L64 251ZM106 251H105V250ZM33 250H35V252L33 251ZM95 250V249H94ZM104 250V251H103ZM139 250V251H140ZM0 251H1V249H0ZM28 251H29V253H28ZM39 251V253L37 254V252ZM44 251H45V253H44ZM48 251H53V253L54 254H51L50 252H48ZM55 251V252H54ZM58 251V252H57ZM111 251V252H110ZM243 251V250H242ZM24 252V253H23ZM35 253V254H33V253ZM42 252V253H41ZM48 252V253H47ZM99 252H101V253H103V255L102 254H100ZM104 252H105V254H104ZM25 253H27L26 255H25ZM45 254V256H44V254ZM63 253H64V255H63ZM79 253V254H78ZM97 253V254H96ZM106 253H109V255L108 254H106ZM241 253H246L245 251H243V252H238V254H237V262H236V264L238 263V264H246L247 262L245 261V259H246V257L245 256H247V255H245L244 256V254H243V256H244V259H243V256H242V254ZM30 254V255H29ZM40 254H42V255H40ZM68 254V255H67ZM76 254H78V255H76ZM100 254V255H99ZM34 255V256H33ZM51 255V256H50ZM56 255H57V257H56ZM82 255V256H81ZM104 255H105V257H104ZM108 255V256H107ZM114 255V256H113ZM238 255H240V256H242V257H240V256H238ZM16 256V257H15ZM19 256H21V257H19ZM27 256V257H26ZM33 256V258H31ZM44 257V259H43V257ZM74 256V257H73ZM113 256V257H112ZM0 257H1V254H0ZM39 257V258H38ZM46 257V258H45ZM50 259H49V258ZM59 257V258H58ZM83 257H84V259H83ZM110 257V258H109ZM115 257V258H114ZM145 256H143V259H144V264H145V262L147 263V261H145L146 260V258H144ZM28 258V259H27ZM58 258V259H57ZM61 258V259H60ZM73 258V259H72ZM116 259V260H118L116 263L114 262L115 260L114 259ZM241 258V259H240ZM17 260V262L16 261H14V260ZM20 259V260H19ZM35 259V260H34ZM42 259V260H41ZM100 259V260H99ZM111 259H113V260H111ZM122 259H123V261H122ZM24 260V261H23ZM51 260V261H50ZM109 260V261H108ZM121 260V261H120ZM239 260V261H238ZM243 260V261H242ZM29 261V262H28ZM32 261H34V262H32ZM42 261V262H41ZM82 261V262H81ZM104 261H105V263H104ZM242 261V262H241ZM22 262V263H21ZM39 262H41V263H39ZM108 262V263H107ZM114 262V263H113ZM245 262V263H244ZM169 264H174V263H171V262H168ZM167 263V264H168ZM52 264V263H51ZM148 264V263H147ZM166 264V263H165ZM249 264H251V263H249Z\"/></svg>",
  "mask_w": 264,
  "mask_h": 264
}]
</instances>
